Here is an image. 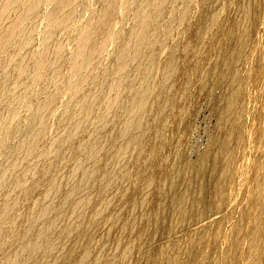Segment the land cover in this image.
Segmentation results:
<instances>
[{"label":"bare ground","instance_id":"1","mask_svg":"<svg viewBox=\"0 0 264 264\" xmlns=\"http://www.w3.org/2000/svg\"><path fill=\"white\" fill-rule=\"evenodd\" d=\"M36 1H38V0H36ZM39 1H40V4L42 6H43V4H45V3H42L45 0H42V1L39 0ZM50 1H52V0H50ZM57 1H61L60 2L61 6H62V2H65L64 6H63V7H65V5L67 4V1H68V3L69 2L74 3L77 0H73L74 2L71 0H63V1L62 0H56V2L53 1L54 2L53 8L56 7L55 3H57ZM78 1L75 3L79 4ZM93 1L90 0V4H91V2L93 5H96V6H97V4H99V8L97 11H95L96 10V8H95V10L92 9L93 11L90 12V13H93L96 15L95 16L93 15L95 17L94 19L92 17L93 20L90 17V15L92 16V14H90L88 16V19L90 18L92 20L90 22V19H89V22H90L89 25H87L88 21L86 22L87 24L85 22L83 24V28L85 27L84 25H87V27L85 29V35H84L85 38H82L83 39L82 44H81V41H79L80 38H79V40L77 39L78 44H76L77 42H75V45L77 47H78L79 43H80V45H82V47L79 45L80 46L79 49L81 51H79L80 53L78 54L77 61L75 59L76 64L74 61H72V59L70 60L71 63L74 62V65H76V68L79 71L83 70V72H85L86 75L84 73L82 74L84 76L83 81L85 79L84 84L89 82L94 76L96 77L97 75H100V73L104 74L102 69L99 70V71H102L100 73L99 72L96 73L93 70V68L95 67L94 69H96L98 65L97 64H96L97 66L92 65V63L94 64V62H91L93 59L90 58V56L93 57L94 54H100V51H98L99 53H94L93 50L96 51V50L103 49L105 51L106 48L104 49L103 46H102V48H100L101 47L100 44H102L103 38L105 36L103 38L99 37V36H101L100 34H98L99 28L101 27V25H104L105 23H107L109 21L112 22L111 16H112V18H114V17H113V14H110L111 11L114 12L113 10H116V8H117V10H116V15H117L118 7H119V9L121 7V4H119V6L117 5L115 7V9H113V7L116 5L114 3L115 0H97V2L99 1V3L96 2L95 4L93 3ZM125 1H122V3H124ZM131 1L129 3V0H128V4L130 6L127 4V2H126L127 6L124 3L123 9H124V7H128L126 9H130L132 4H133L132 2H134L135 5L133 4L134 6L132 7V8H134L133 9L134 11L132 10V8L130 9V11H133V13L135 15V19L133 18L130 20H133V22L134 21L137 22V25L134 26L136 24L134 22L135 24H132V26H131L129 24V22H127L129 24V26H131V28H133L132 31L131 30L128 31L131 28L128 29L127 28L128 26L125 27V30H126V28L128 29L127 34H126L128 36L123 34L124 33L123 31H125L124 27L122 28L123 31L118 28L123 33L121 31H119V32H121L123 35L128 37V40H127V38L124 39L125 36H124V38L122 37L124 40V43H122L123 40H122V42L119 41L118 43H120V46H118L119 45L118 43H115V41L117 42L119 40L118 34H117L119 32L118 31L116 33L114 32L115 34L113 37H116L118 40L116 38H115L116 40L112 39V40H114V41H112V44L114 45V43H115L118 45H116V47L112 46L113 47L112 49H114V48L117 49L119 47L117 49L118 53L115 56L114 54H116V53L115 52L113 53V51L116 49H114L112 51L113 54L111 53V49H107V50H110L111 56H108V54H107L108 51L107 52L105 51L106 52L105 54H107L106 57L108 56V57L112 58L115 56V61H114V58L113 59L109 58L108 59L109 62L113 61V63H110L111 65L109 64L108 60L106 61V58H105V61L107 63L104 61L106 67H108V65L111 67L110 68L108 67L109 68V69H107L108 71H105L106 67L104 66L105 67L104 68L105 74L100 75V77H99L100 80H98V81H97L98 77L96 78V81L98 82L96 87H94L95 85L93 86L94 88L92 87V84L95 83V80L92 79L93 80V83L91 81L92 84L90 82L88 83L89 85L91 84V86H89V85H87V86H89L90 88L91 87L93 88V90H91V89H89V87H87L89 90H91V93L89 92V90L86 89V85L84 86V84L82 83L81 77H83V76L82 75L77 76V77H80V79L79 78L76 79L78 81L77 86H81L82 88L85 87V89L82 91L87 90L88 94H86L87 92L85 91L86 92L85 95H89V94L90 95L86 99L85 97H83L85 95H83L82 91L80 90L81 91L80 92L79 89H78V92L75 91V92H77L76 95L79 96L78 94L81 93L83 96L80 94L82 97L79 96V98L80 99L83 98L84 100L86 99L87 103H85V101L83 99L81 101H79L78 97L75 95V92L73 91L74 90L73 88H71L72 89L71 93L73 92L74 97H77L78 100L76 98H74V99H76L74 101L72 98L73 95L71 93L70 94L68 93L69 94L68 96L70 97V99L75 102V103L73 102L74 104L84 101L82 103H85L84 104L85 106L83 107V105H81L83 108L81 106H78V107H81V108L77 109V113L75 112L76 115L78 114L77 115L78 117H76V115L74 114V117H73L74 119H72V120L77 119V121H75V122L73 121L75 125H72L70 127L71 129L70 130L68 129V132L67 131L65 132L68 134H64L62 132V131H64V126L66 124L65 125L63 124V126L58 125L59 127L60 126L63 127V128L60 127V128H62L61 129L62 131L60 133H63L64 136L67 135L66 139L63 138L64 136L59 137L60 138L59 142H62V140L65 139L64 146L61 143V147L63 146V148L66 149L65 145L68 142L66 140L72 139V137L75 135V133L80 132L79 131L80 128H82V126L87 124V122H89V123L93 122L89 119H92L94 117V115L92 117V114H94L93 110H94L95 106L97 104H101L100 102H97V101H99V97L101 99V96H99V95H103L104 93H107L108 90L105 92L104 89L111 82H113V84H115V82H117L119 80V77H117L118 80H116L117 79L116 77L114 78L115 82L113 81V79H110L113 76V73H114L113 71H115L114 70L115 67L117 68L119 66V68H121V67H123V63H124V67L122 68L123 71H121V72L126 73V76L124 74V77H122V78H126L128 76L127 73L132 69L131 68L132 66L134 67L135 70H136V67L138 64H139L138 65L139 67L141 66L140 62L142 60H136L137 58H133V57L134 56L137 57L135 55L136 51L138 53V54L136 53L137 55H139V53H142V55H145V53L147 54V51L149 50V48L146 51V49L142 45V43H144V45L146 43V45H147V46L145 45L146 47H148V45H152V43H154L156 46L155 38H154L155 36L152 35L154 33L153 30H155V31L157 30L161 34L162 31L167 29V31H166L167 33L163 32V33L167 34V36H168V37L166 36L167 38L164 36V34H163V36H162V34L160 36V34L156 31L159 34L158 35L156 33L160 37V38L158 37L159 40L163 39L162 42L166 41V43L164 42L166 45V48H163L166 50L163 53L160 50L159 55L157 53L158 56H155L156 54L154 55L153 50H151V49L149 50V53L151 54L150 51H152L153 54H152V56H150L148 54L147 58H148V56H150L152 58H154V57H156V58L154 60L151 58L152 60L150 61V57H149V63L152 62L151 64H149L151 67L147 66L148 63H147V61H145V63H147V64H145V66L150 67V68H148V70H147L146 69L147 67H146L145 70H147V71L146 72L142 71V73L145 72V73H143V75L141 72H140V74L138 71L135 72V73H137V74H135L136 76L142 75L140 77L138 76L137 77L138 79L134 76V73H133L134 69H132L133 71L131 70L134 78H136L137 80L133 81V79H131V78H133L132 76L130 77L131 71L128 73V74H130L129 75L130 79L129 78H127V79L135 82V83L131 82V83H133V85L131 84V87H129V88L126 87L127 89H125V87L120 83L127 82V80L124 81L125 80L124 79L122 81L121 80L122 78L120 77L121 79L119 81H122V82L119 83V81H118L117 83H119L121 85V87L122 86L124 87L123 91H121L122 93L117 89V87L118 88L120 87V86H118V84H117V87H115L116 86V84H115L113 86V88L108 86L109 89L110 88L114 89V87L116 88V90H113L115 92L114 94H116V91L118 90L120 92L119 94H122V95L118 96L116 99L117 94L115 96L112 94L115 97V102H114V99H112L113 104H112V102H110L111 100L109 101L107 99L108 97L107 98L105 97L104 99H107V101L106 100L105 101L106 102L109 101L111 103L110 106H108L104 102V106L105 107L108 106L106 109H105V107H101V108L99 107L100 110L102 108H104L103 110L99 111V108L97 105L98 111H96V110L95 111L100 112L101 115H100V113H98L99 115H96V118H97V116H100L101 118L100 117H99L100 119L98 118L99 122L97 121L96 122L97 124L95 122H93V125L95 126L94 130L93 129L88 130L89 126H87V125H90L89 123L84 126V127L87 126L86 128L89 131V133H88L86 131V129L84 128L85 131L87 132V135L91 134L90 136L88 135V137H89L88 139L84 138L86 140V142L84 140V143H83L81 135H80L81 141L77 140L78 135L75 136L77 142L80 141L84 144L83 145L84 147L82 145H81L82 146L81 148L79 147V150L82 149L80 152H78L79 150H77V152L79 154L76 152V150H75V152L72 153V154L77 153L79 156V159L75 156L77 154L72 156V158L69 156L71 154L69 149H71L72 147L74 148V146L77 147L76 145H73L76 141L73 142L72 140H69V141H72L71 144L73 146L71 148L67 143V148H68V146H69V148H68V150L65 151V153L69 151L68 152L69 155L67 154V157L68 158L70 157L69 160H67L64 156V150L65 149H62V148L60 149L63 151L62 157L63 156L64 157H63V159H61L60 157L59 158L61 160L66 159V162H67L66 165H68L70 159H71V161L74 159L73 157L77 158L78 163L75 162L76 160H73V162H75L77 164H74L75 165L74 167H72L71 164L68 165L71 168L69 169V167H68L67 170L65 169L66 168V166L64 165L65 163L63 164L65 168L63 167V165H60L59 171H61L62 167L64 168V170H66L65 172L61 171V174L59 172H55L56 170L53 171L55 167L53 168L52 166L55 165V163L53 165L50 164V165H52L50 167L53 168L52 169V175L54 174L53 172H55L56 175H57V173H59L58 174L59 176L57 178L55 176L56 179L53 177L55 180L53 181L52 184L50 183L51 186L49 188H48V186H46L48 189L46 187L38 188V190H41V193H43V189H44V195H42L40 192H37L36 190L34 191L37 193L36 194L37 196L40 195V197H43V198H38L37 196H36V198H35V196L31 197L29 192H27V190L29 189V188L27 189V187H30V190H31L30 193L33 192L32 189H37L34 187L36 184L35 182L38 181L37 177H36L38 175L35 172H34V174H31V175H36L35 176L36 181L34 182L35 183L34 185L31 183L30 186H27V187L23 186L24 184L26 185V183L23 182V180L25 178L23 180L21 179V181L23 182V185L22 184L21 185L24 187V189L25 188L27 189V190L25 189L26 192L23 191L24 190L23 187L20 186L21 181L20 180H19V182L16 181L15 184H17V182L19 183V184H17V188L19 186L22 187L23 190H21V191L24 192V194H23L24 197L27 194H29L31 201H32V198H35V199L38 198V199H42V200L40 202V200L34 199L35 201L33 200L31 203H33V206H34V203L36 205L34 207L31 206L32 204L29 205L30 208L32 207L31 212H30L31 213L30 214V220H28L29 223L26 221L27 226L29 225V228L27 230L26 229L27 226L25 225L26 228L23 226L24 227V228L22 227L23 231L26 229L27 232L22 233L23 235L25 233L24 238H22V236H20V238H21V240H23V242H19V245L16 246L17 248L14 247V248H16L15 250L11 247V242H10V245L7 244L11 249H13V253L10 252L11 249H9V251L6 250L7 252L3 253V254L6 255V254H8V252L11 254L6 255L7 257L5 259H3V261H1V260H2V257L4 255L3 256L0 255L1 256L0 257L1 258L0 264H192L193 263V255L199 249V245H198V243L200 242L199 240L203 239L206 235L205 228L201 227L200 225L206 219V214H207L206 213V207H207V205L213 211L216 212V211H220L223 208H225V206L227 204V197L230 194L229 191H231L230 186H231V182H232V175H231L232 172L231 171H232L233 161H234L236 152L238 151L239 147L241 146L242 132H243V128L245 125V119L247 116V110H246V105H245V92H244L245 83H242L240 81L238 74H239L240 70L246 64V60H247V57H248L249 52H250L251 44H253V41H254L257 33L262 28L261 26L264 25V24L262 25V18L264 17V0H178V2L180 1V4H179L180 7H178V5H177L178 4L176 2L177 0L176 1L172 0L173 5H175V3H176V5H177L176 9L177 10L171 5V3H169L171 1L168 0L169 1L168 3L171 5L170 7H173V9L176 10V13L172 8H170V9H172L171 12H173L172 13L173 16H175L174 19L172 16H171L172 18L169 16V15H171L170 14L171 12L168 15H163L164 20H166L165 18L167 16H169V18H167V20L169 19L168 20L169 23H170V19H171V22H172V20H173V22L171 23V25L168 26V28H165L162 31L158 29V28H160V26L157 29L156 28L152 29L153 25L151 26L149 24L152 22L151 20L156 19V21H157V19L159 18L158 21H159V25H160V17H162L161 15L164 14L162 11H165V10H163L165 7L162 6V3L169 5L168 3H166L167 0H133L132 2ZM45 2H48V0ZM79 2H84V0H82V1L80 0ZM0 3H1L0 4V43L4 44V42L6 41V44H7V41H8L7 38L3 42H2V40L5 38V36L7 37L6 33H8L10 31V29H12V31H13V28H15L14 26H16L14 24H16V23H18V21H20L19 19H18V21H15L16 20L15 19V20L11 21V24L9 22L8 26H6L7 25L6 23L8 22V20H10L12 18L13 14L14 15H15V13L17 14V12H18V15H19V12L20 13L23 12V14L25 13L24 15L27 14L23 18H27L28 16L33 14V12L36 13L35 11H37L36 14H38V13L40 14V11L38 12V10L33 9L34 6L37 5V3L39 5V2L34 3V0H1ZM75 3L73 6H75L76 8L78 6L80 9H78V8L77 9L80 12L78 10H76V11L71 10V13L78 11L77 14L74 13L75 14L74 17L75 16L77 17V15L81 16V12H82L81 10L84 9V7H83L84 4L87 5L88 3H86V0H85V3L81 4V5H83L82 7L80 5L76 6ZM58 5H59V2L57 3V6ZM93 5H92V7H94ZM42 6H41V8L43 9L44 6L43 7ZM70 6L71 5L67 6L68 9H65V10L66 11L69 10ZM88 6H89V4H88ZM36 7H38V6H36ZM58 7H57V9H58ZM63 7H61V8L63 9ZM85 7H87V6H85ZM89 7L91 8V6H89ZM35 9H39V7L35 8ZM42 9H41V11H42ZM44 9H47V8L44 7ZM57 9H56V11H53V9H51L52 12H51V10H49L50 14L51 13L54 14L55 12L58 13L59 9L58 10ZM123 9H121V10H123ZM165 9H168L166 11H169V8H165ZM73 10H75V9H73ZM87 10H85V11L88 12ZM121 10L118 13L121 14V12H123ZM31 11H32V13L30 14ZM62 11H64V10H62ZM94 11L97 13H95ZM126 11H128V10H126ZM166 11H165V13L167 14L168 12H166ZM28 12H29V15H28ZM60 12L61 11L59 10L58 14H60ZM67 12L63 13L61 16L58 15L59 16V22H56L57 24L55 23V20L56 19L58 20V18H57L58 16L54 15L53 17H56V19H55L52 17V14H51L50 17H51V19H53L55 24L51 23L52 28H50V27H48V28L53 30V29H55V28H53V25H58L59 23H62V25H65L67 23V22L64 23L65 19L68 17V16H66ZM86 12H82V15H84L83 13L86 14ZM128 12H127V14H128ZM44 13H45V11H44ZM48 13L49 12H47V14ZM42 14L43 13L41 12L40 17L42 16ZM68 14H70V13H68ZM24 15H22V16H24ZM70 15H73V14H70ZM116 15L114 13V16H116ZM130 15H131V17L129 16L127 19L132 18L131 13H130ZM31 16H30V18H31ZM33 16H34V14H33ZM33 16H32V20H33ZM45 16H43L41 18L45 19L46 18ZM109 16H110V18H109ZM120 16H123L121 22L122 21L124 22L123 18L126 19V16L124 17L123 14ZM37 17L38 16H36V19H37ZM69 17H71V16H69ZM74 17H72L73 22H74V19H77ZM120 18H119V21H120ZM21 19H22V17H21ZM36 19H35L36 22L33 21V22H35V24H34L35 29L32 26L33 24L31 25L32 28L29 27V25H28V27L30 29H32V30L34 29L33 32H35L37 30L36 28L41 29V28H39V26H41V25H39V26L37 25L39 22H37ZM47 19H48V16L45 20H43V21H45V25H47L46 23H49L47 21L50 18L48 20ZM51 19L49 20L50 22H51ZM70 19L67 18V20H70ZM81 19H83V17ZM117 19H115V22ZM163 19H161V21ZM22 20H24V19H22ZM29 20L32 21L31 19H29ZM72 20H70L68 22H71ZM41 21H42V19L40 20V22ZM126 21H128V20H126ZM149 21H150V23H149ZM168 21H166V23H163L165 27H167L166 24L168 23ZM24 22H26V21H24ZM27 22H28V20H27ZM81 22H82V20H81ZM115 22H113L112 24H114ZM19 23L17 24V26L19 25ZM74 23L76 25L77 21L75 20ZM147 23H149V24L147 25ZM154 23H155V21L152 24H154ZM229 23H230V25H229ZM27 24H26V27L24 25L25 28L21 27L22 28V30L20 29L21 31L17 29V28H19V26L18 27L16 26L17 32L20 31V33L18 32L17 34H22L25 31L27 32L26 36H25V33H23V35L26 37V39L25 38L23 39L20 37V41H21V39H23L21 42H23L25 40L27 42V40H31L29 38L34 37L33 35L35 33L37 35L39 34L36 31L34 34H33V32H31L33 34L32 36H31V33L29 35L28 32H30V31L29 30L27 31V29H28ZM68 24H66V26H69ZM73 24L71 25V27L74 26ZM123 24L124 25L118 24V27H120L119 25L126 26L125 22ZM21 25L22 24H20V26ZM62 25L60 24V26H61V27L59 26L60 29L62 28ZM78 25H79V23H78ZM146 25L151 26V28L147 27V30H146ZM161 25H162V23H161ZM48 26H50V23ZM66 26H64V28ZM114 26H116V25L114 24ZM154 26H158V25L156 24ZM56 28H57V26H56ZM83 28L81 27V29H83ZM105 28H106V24H105ZM105 28H104V26L102 27L103 30ZM113 28L117 29V26L112 27L111 29H113ZM163 28L164 27L162 26V29ZM16 29L14 31H16ZM24 29H26V30H24ZM57 29H55V30L57 31ZM109 29L110 28L108 27L107 30L109 31ZM148 29H150V30L152 29L153 32L150 33V31H148ZM83 30H80V32L83 33L82 32ZM61 31H63V30L58 29L57 33L61 32ZM64 32H65V29H64ZM112 32H113V30H112ZM128 32H131V33L128 34ZM12 33H11V35L13 37H11L8 33V35L11 39H13L15 37V35ZM104 33H106L105 30H104ZM48 34L49 33L45 34L46 36H43L42 34L41 35H42V37H46V38L48 37L49 38V36H47ZM28 35L30 37H28V39H27ZM37 35H36V37H38ZM51 35H53L52 36L53 38H55L57 36V34H54V33H51ZM106 35H107V33H106ZM115 35H117V36H115ZM119 35H121V34H119ZM123 35H121V36H123ZM150 35H152V36H150ZM40 36H39V39H40ZM58 36H59V34H58ZM110 36L112 38V35H110ZM258 36L259 35H257V37ZM81 37H82V34H81ZM107 37L108 36H106V38ZM163 37L166 38L167 40H164ZM15 38H17V36ZM15 38H14V40H16ZM46 38H44V39L41 38L40 41L42 44L40 42H38L41 44L40 46L44 45L45 42H42V39H43V41H45ZM98 38H102V39H99V41L101 40L100 41L101 43L99 42L100 44L96 45V46H100L99 47L100 49L99 48L97 49L95 47V44L98 43ZM49 39H51V42H53V41L55 42V40H56V39L52 40L51 37ZM72 39H73V37H72ZM109 39L107 40V42H109ZM66 40H67V38H66ZM125 40H127V42ZM159 40H157V41H159ZM161 40L159 42H161ZM20 41H17V43L18 42L20 43ZM33 41H34V39H33ZM35 41H36V39H35ZM35 41L33 44H35ZM37 41H38V39H37ZM104 41H106V40H104ZM104 41H103V44L105 43ZM47 42H50V40ZM71 42H69V43L71 44ZM9 43H11V40ZM9 43L7 44V47L9 46ZM14 43H13L12 47L14 45L16 46V43L15 44ZM60 43L63 44L64 42L63 43L59 42L58 46H56V47H59ZM121 43H122V45H121ZM21 44L20 45L18 44V46L21 47L26 43L23 42ZM33 44L30 45V48L32 46L31 49L36 51V48H38V47L40 48V46L36 47L35 45H34V47H36V48H33ZM45 44H47V43H45ZM50 44H52V43H50ZM50 44H49V46H50ZM61 44H60V47H61ZM254 44H255V42H254ZM53 45H55V44H53ZM108 45H110V44H108ZM140 45H142L144 48L142 49ZM160 45H161V43H160ZM18 46L16 48H18ZM62 46H64V45H62ZM76 46H75V48H76ZM161 46L164 47V45H161ZM2 47H3V45H0V48H2ZM42 47H44V46H42ZM56 47L54 46L53 50H55ZM73 47H74V45H72V49H73ZM107 47H109V46H107ZM152 47H153V45H152ZM16 48L14 47L12 49L15 50ZM28 48H29V46H28ZM49 48L51 49V47H49ZM61 48L64 49L65 47H61ZM69 48H70V45H69ZM69 48H67V49H69ZM138 48H139V50L141 48V50H143L145 53L143 54V51L140 52L138 50ZM159 48L157 50H159ZM19 49L20 48L13 51V53L15 52V54H14L15 56H16V54L19 53V52L17 53V50H19ZM21 49L19 51H21ZM46 49L47 48H45L44 50H46ZM23 50H24V48H23ZM26 50H27V47L24 50V52H26ZM53 50L51 49V51H50L52 53L48 52L49 56L51 57V55L53 54L54 55L53 57L59 58V56H55V54L57 55V52L54 51L55 52V54H54ZM56 50L59 51L61 49L56 48ZM77 50H78V48H77ZM77 50H75V51L77 52ZM103 50H101V51H103ZM255 50H256V48H255ZM46 51H48V49ZM64 51L62 50L63 53H64ZM70 51H72V50H70ZM75 51H73L72 54ZM104 51L102 53H104ZM0 52L2 53V54L0 53L1 55L5 54L4 49H3V51L1 49ZM22 52H21V54H22ZM27 52H28V50H27ZM62 52H61V54H62ZM66 52L67 51H65L66 55L71 53L70 52L67 54ZM157 52H159V51H157ZM7 53H8L7 56L11 55L10 54L11 52L9 53V51H7ZM21 54H20V56H22L21 58H24L23 55L25 53L22 55ZM27 54H26V58H27ZM58 54L60 55V57H62L64 55V54L61 55L59 52H58ZM74 54H77V53H74ZM30 55H31V53H30ZM41 55H43V54H41ZM66 55H64L65 58L67 57ZM153 55H154V57H153ZM3 56H5V55H3ZM74 56L76 57L77 55H74ZM9 57H11V56H9ZM14 57L13 58L11 57V58L12 59H15V58L21 59L20 57H17V56L15 58ZM98 57L99 58L101 57V59H102V60H100L101 63H100V61L97 60L99 65L100 64L103 65L104 62L102 64V61H103L102 57H105V55L104 56L98 55ZM141 57H143V56H141ZM6 58H5V60H7ZM11 58H10V61L12 60ZM28 58L30 59L31 57H28ZM43 58H44V56H43ZM65 58H63V60H62V58L58 59V60L59 61L61 60V63H64L62 61H64ZM71 58H73V56ZM2 59H4V58H2ZM49 59L50 58H48L47 61H49ZM55 59H57V58H55ZM90 59H91L90 63L93 66V68L91 66H89V67L92 68L91 71L95 72V75L92 76L91 79L87 75L91 74L92 72L89 70L90 73L87 74L86 71L88 72V70L84 71L85 69H87L86 65H90L89 64ZM132 59L136 60V61L134 60V62H139V63L137 65L136 64H134L132 66L130 65L131 67L129 68L128 66L131 63L130 61H132ZM141 59H143V58H141ZM145 59H146V57H145ZM5 60H3V61H5ZM8 60H9V58H8ZM66 60H68V57ZM146 60H148V59H146ZM7 61H6V67L5 68L9 69V67H7V66L10 65L9 64L10 61H8V65H7ZM15 61H13L14 64L16 63ZM22 61L24 62L23 59H22ZM27 61H26V63H28ZM53 61H54L53 64L55 66L57 61L54 60V58H53ZM59 61H58V64L60 63ZM0 62H1V60H0ZM32 62H34V61L32 60ZM50 62H47L48 63V69H50V66L52 65V63H50ZM67 62L68 61H66L65 63L68 64L69 62L68 63ZM128 62H129V64H128ZM26 63H24V64H26ZM49 63H50V66H49ZM71 63H70V66H71L70 68H72ZM142 63H144V59H143ZM4 64L3 65L1 64L2 68H4ZM16 64H20V63L17 61ZM32 64L34 65V63H32ZM32 64L30 63V65H29V67L31 66V70H32ZM40 64H41L40 66H43L42 63H40ZM66 64H65V67H66ZM106 64H108V65H106ZM35 65H37V64H35ZM74 65H73V69H74ZM11 66H12V64L10 65V67ZM17 66L18 65H16L15 67H17ZM25 66L27 67V64ZM54 66L52 65L51 67L53 68ZM62 66H64V64L61 65L60 67L58 65V67L64 71L65 67H63L64 69H62L61 68ZM100 66H98V67L100 68ZM142 66L145 67L144 64ZM21 67H17V69L21 68ZM56 67H54V70ZM58 67L56 68V70H58ZM37 68H38L37 71H39V68H41V67H37ZM44 68L45 67H42L41 70H43ZM101 68H103V67H101ZM15 69L16 68H14V71H15ZM26 69H28V68H25L24 70L26 71ZM73 69H70V73L72 70L73 73H71V74L74 75V70H76V69H74V70ZM117 69H116V71H117ZM6 70H4V71H6ZM11 70L13 71V69H11ZM21 70H22V68H21ZM35 70H36V67H35ZM50 70L52 71V69H50ZM78 70H76V71H78ZM119 70H121V69H119ZM119 70H118V72H119ZM2 71H1V73L3 74L4 71L3 72ZM18 71H19V76L24 77L22 75L23 71L20 72V69ZM28 71L30 73V70H28ZM28 71L26 73H28ZM55 71H54V74L56 73ZM60 71L58 70L57 73ZM76 71H75V74L77 73ZM15 72L17 75L18 72L17 71H15ZM34 72H33V74L30 73V76L28 74L27 77L28 76L31 77L32 75L34 76V74H35ZM118 72H117V74H114V75L119 76L121 74V72L120 73H118ZM51 73H53V72L48 73V76H50V77H47V75H45V73H44V75L46 76L45 77L46 79H43V80L46 81L48 79H52ZM65 73H67V71ZM81 73H82V71H81ZM2 74L0 75V77H2ZM40 74H43V71ZM79 74H80V72L77 73L76 75H79ZM6 75L7 74H3V76L5 77L4 81H7V80H5L6 77L11 79L9 75L12 76L13 72H10L9 75H7V76ZM44 75L43 76L41 75L42 78L44 77ZM55 75H57V74H55ZM91 75H93V74H91ZM13 76H15V75H13ZM52 76H53V74H52ZM65 76H68V75H64V80H65ZM69 76L71 77L70 74H69ZM101 76H102V78H101ZM22 77H20V78H22ZM27 77H25L26 83H27V84L24 83L25 85H28V82H34L35 83V80H36L35 78L33 79L31 77V78H29V80L33 79V81H27L28 80ZM70 77H68V79ZM95 77H94V79H95ZM15 78H18V76H16ZM42 78L39 76V79H42ZM59 78H58V75H57V77L54 76V79H56L57 81L62 79V77H60V75H59ZM14 79H12V80H14ZM24 79H22V80L25 81ZM87 79H89V81L86 82ZM18 80H19V82L22 81V80L20 81V79H18ZM18 80H17V83L15 81H11V80L10 81L14 82V84L12 83L13 85H15V83H16L15 86L17 87V85L21 84V83L20 84L18 83ZM56 80H54L55 84L53 86H55L58 83ZM69 80H71V79H69ZM74 80H75V78H74ZM79 80H81L80 82L83 84V86L81 83H80L81 85H79ZM23 81H22V84H23ZM37 81L39 82L41 80H38V78H37ZM45 81H44V83H45ZM48 81H49V84H47V85L54 83L53 79H52L53 82L52 81L50 82V80H48ZM48 81L46 83H48ZM61 81H63V79ZM61 81H60V85H61L60 89L63 86L62 85L63 83L61 84ZM211 81L219 82L225 90L224 105L221 106V108L223 107L222 111L220 110L221 114L219 113L220 117H221V120H219V121H221L222 125L220 126L221 128H218L219 132L217 131L218 133L216 132V135L213 137L212 145L209 146L208 149L203 151V153L200 154L196 160L189 161V158L187 160V157H186L187 151L185 152V149L183 148V146L180 143V137L182 135H185V134L187 135V133H190V128L192 127L191 122L193 121L192 118H193V115L195 112V107H196L195 99L197 100L198 95L200 96V92L203 89H206L205 88L206 85L208 83H210ZM0 82L2 83V81H0ZM67 82H69V81H67ZM72 82H73V78H72V81L68 83V85L70 84L71 87H75L74 85H76V84H74ZM262 82L263 81H261V83ZM9 83H10L9 81L5 82L4 85L5 84L8 85ZM37 83H35V84H37ZM39 83H40V85H43V83L42 84H41V82H39ZM129 83H128V85H129ZM31 84L32 83H30V85ZM58 84H57V86H58ZM64 84H65V82H64ZM4 85L2 87L3 88L5 87L6 89L4 88L3 92L0 91V92H2L0 94L1 106H4V101H7V97L9 96L10 92L14 91L15 89L20 88L19 86L17 88H14V86L12 85L14 90L11 89L12 91L10 90V92H9L8 87L11 85V83L7 87ZM23 85H20L22 89H23ZM68 85L66 86V88L68 87ZM0 86H1V84H0ZM33 86L32 85L30 86V89H29L30 92H31V87H33ZM77 86H76V88H78ZM110 86H111V84H110ZM25 87H24V89H26ZM44 87L45 86L42 87L43 91L45 89ZM108 87H107V89H108ZM9 88H11V86ZM50 88H51V85H50ZM58 88H55V87L51 88L53 90L52 91L50 89L48 90L46 87L45 93L44 92L42 93V91L37 93L39 90V85H38V90H37L36 94L41 95L40 93H42L44 95L47 92L46 90H48V91H51V93L52 92L53 93L52 94L48 93V92L47 93L53 95L55 90H57L59 92ZM216 88H218V87H216ZM24 89L22 90V92L25 91ZM34 89H35V86L32 89L33 90L32 93L36 91ZM67 89H66V93L68 91ZM99 89H101V91L104 90L103 91L104 93L103 92L98 93ZM40 90H42V89H40ZM124 90L126 92H124ZM17 91H19V90H15V93H16V94L14 93L15 97L12 94L13 92L10 93L13 95V98H12V95L10 97L13 99L14 102L17 101L16 95L19 94V93L17 94ZM57 91H55L56 92L55 94H57V95H59L62 92H63V94L65 93V89L62 90L59 94ZM22 92H21V94L24 93V92L23 93ZM30 92H29V95L25 96V98L31 97ZM110 92H112V90H109L108 93H110ZM97 93H98V95H97ZM21 94L18 95V96H20V98H21ZM107 94H105L103 96H107ZM33 95L32 96L34 98L35 93ZM38 95L35 97V99H37V97H39ZM43 95H42V97H43ZM46 95H44V96H46ZM51 95H49V97H48V99L50 101L47 100L46 98H44V99H46L44 101L42 97L41 98L39 97L40 99L38 98V100H41V99L43 100L42 104H41V102H38L37 100L34 101V100L29 98L33 102L37 101L38 104L40 103L41 105H39V107H38L37 102H36V105H33V106L31 105V107L36 106L38 108H36L37 110L33 112V113H35L33 115L34 117L33 116L31 117V115L28 114V117H30L32 119H31V122H28V121H27L28 123L25 122L28 125L30 124V127L26 126L27 128L29 127L27 131H25L26 127L22 123L21 124L25 127V129L23 130L22 128H24V127L22 126V128H21L22 131L20 132L19 127H18V126H21V124L19 125L20 121L24 122L25 118L23 120H17V121H19V123L12 120L13 121L12 123L15 122L14 124H16V123L18 124V126L12 124L13 126H15V128L18 127V129L16 130V134L14 132H13V134H15V136H16L17 131H19L21 134L23 131H25V133H23L21 136V135H19V132H18L17 137L21 136V138L19 137V140L15 136H14L15 138L13 137L14 139L12 138V141L13 140H15V141L18 140V141L17 142L14 141V146L13 145L11 146L12 148L13 147L14 148L11 149V151L12 150L13 151L10 153V149H8V148H9V145H11L10 143L12 141L9 142L10 141L9 139H11V136H13V135H11L12 131L9 132L10 134L8 133V131L6 132L7 134H9L11 136H8L6 134V136L9 137L8 142H7V144L9 143V145H8V148H5V150L6 149H8V150L6 152H4L5 151L4 150L3 152L5 154H7L9 152L10 155L8 154L9 155V157L7 156L8 159H4L3 157H5L4 156L5 154L2 151L0 152V154L1 153L4 154L3 157L1 156L0 161L2 160V158L4 161H6L5 162L6 165L4 166V169L2 167V165L4 163L3 160L0 162L2 164V165L0 164L1 168L3 169L0 173V176H1L2 172L4 174L10 173V170L12 172V169H13V174H14L15 170H16V169L14 170V168L18 167L17 162L18 163L20 162L19 159L22 158L21 156L24 153H25L24 155H26V151L29 148H30V150L33 149V148H31V146L37 141L40 133L41 132L42 133L44 132L45 134H46V132L48 133V131H46L45 125H47L49 120H50V122L53 121V119H49L48 122L46 123V121L48 119V115H49L48 112L50 111L49 106H51L50 102L53 98V100L55 102L57 101L58 106L60 104L58 101L60 98L56 95L58 97V100H57V98L55 96L52 97ZM50 96L52 98H50ZM68 96L66 94V96H64L63 98L67 97L65 99L68 100L69 99ZM113 96L112 97L110 96V98H113ZM253 96H254V93H253ZM60 97H61V95H60ZM221 98L222 97H220V99ZM12 99H11V102H13ZM21 99L19 100V102L21 101ZM29 99H27L26 102L30 101ZM102 99H103V97H102ZM104 99H103V101H104ZM23 100H25V99H23ZM23 100H22V102H23ZM53 100H52V103L54 102ZM32 101L29 103L32 104ZM63 101H65V100H63ZM68 101H67V103H62V104L67 105L70 102V101L69 102ZM11 102L9 103V106L13 105L12 106L13 108L16 107L17 104H19L18 101L16 102V105L11 104ZM96 102H97V104H96ZM7 103H8V101H7ZM23 103H25V101ZM29 103L27 105H29V107H30ZM20 105H19V108H20ZM69 105H67V108H71V107H69ZM77 105H75V106L73 104L70 105V106H72V108H74L73 111H76ZM1 106H0V108H1ZM53 106H55V104ZM58 106L52 107V110H53V108L56 109V111L54 110L56 113L52 112V111H50V112H52V114H54V113L57 114V112H60V111H57ZM61 107H62V105L60 104V109H61ZM257 107H258V104H257ZM2 108H5L4 110H6V104H5V107H2ZM7 108H10V107L7 106ZM62 108L65 109V106ZM14 109H12L13 114L15 113ZM29 109H31V108H29ZM33 109L35 110V108H33ZM33 109H32V111H33ZM70 110L72 112V109H70ZM70 110L68 109V112ZM102 111H103V113H102ZM0 112H1V110H0ZM6 112H7V110H6ZM17 112H18V110H17ZM29 112H30V110H29ZM64 112L66 113L67 110L65 109ZM64 112L61 114L62 115L61 119L63 118V116L65 118L66 117L65 115H68V114H65ZM71 112H70V114H71ZM10 113L11 112H9V114ZM0 114H1V116L5 117L4 120L6 121V116H8L9 114L8 115H4V113L3 114L0 113ZM30 114H31V112H30ZM63 114H65V115H63ZM14 115H12V113H11L10 116H14ZM59 115H60V113H59ZM50 116L52 118H54V116H52L51 113H50ZM50 116H49V118H50ZM58 116H57V118L59 119L60 116L59 117ZM17 117H19V116L17 115ZM68 117H70V115H68L67 118ZM1 118L3 119V117H1ZM10 118L17 119L14 117H9V119ZM67 118H65V120ZM70 118H68V119L70 120ZM7 119H8V117H7ZM27 119L29 120V118H26V120ZM56 119H54V121ZM61 119L59 120V123L57 120V124H60L61 122L64 123L65 120L62 119L63 120L62 121ZM4 120H3V122H4ZM256 121H257V119H256ZM0 122H2V121H0ZM3 122H2V124H3ZM70 122H72V121H70ZM65 123H67V120ZM5 124H7L6 128L9 127L8 126L9 121H8V123H4V125ZM50 124L48 123V125H50ZM52 124L54 125V122ZM57 124H55L54 126H57ZM48 125H47V128L49 127ZM69 125H71V123ZM93 125L92 126L90 125V126L93 128ZM59 127H57L58 129H56V130L53 128L54 131L52 132V130H51L49 132H52V134H53L56 131V133H57L58 132L57 130L60 129ZM218 127H219V125H218ZM12 128H10V129H12ZM15 128H14V130H15ZM44 128H45L46 132L43 131ZM66 128H68V127L65 126V130H66ZM245 128H247V126H245ZM0 130H2V128H0ZM48 130H49V128H48ZM191 130H192V128H191ZM86 132H85V135H86ZM44 133H43L44 136L41 135V139H43V140L45 138ZM81 133L82 132H80V134ZM0 134H1V132H0ZM3 134L1 136H3ZM58 134H59V132L57 133V135ZM63 134H61V135H63ZM82 135H83V133H82ZM52 136L54 139L56 138L55 140H57L58 136H60V135L56 136L54 133V135H52ZM54 136H56V137H54ZM248 137H249V135H248ZM48 138L51 139L52 137L48 136ZM53 138L51 140H54ZM61 138H62V140H61ZM86 138H87V136H86ZM78 139H79V136H78ZM0 140H2V139H0ZM38 140L40 141V139H38ZM47 140L49 141V139H47ZM51 140H50V142H51ZM48 141H46V143ZM50 142L48 143L49 146L48 145L42 146V147L45 146L44 150L46 149V147L49 148L51 146ZM52 142H54V141H52ZM36 143L32 147L37 146ZM42 143H45V142L43 141ZM82 143H78V144H82ZM54 144H55V142L53 143V145L49 149H52V147H53V150H55L54 147L55 146L58 147L57 146L58 144L57 145H54ZM5 145H6V143H5ZM5 147H7V146H5ZM42 147L40 146L41 150H43ZM59 147H60V144H59ZM36 148H38V149H36ZM40 148H39V146H37L34 148V150L35 149L39 150ZM3 149H4V147H3ZM58 149L56 148V150H58ZM75 149H77V148H75ZM248 149H249V146H248ZM252 149H251V151H252ZM30 150L28 151L29 153L31 152ZM41 150H39V151H41ZM53 150H51V151H53ZM33 151H32V153H33ZM46 151L48 152V149ZM51 151H49V153ZM62 151H60V153ZM38 152L35 151V154ZM49 153L47 155H44V156L52 157L51 155H53L54 157L57 158V156L54 155V151H53V153H50V154ZM58 153H59V150H58ZM35 154L34 153H33V155L31 154V156H34ZM40 155L42 157L43 152L42 153L40 152ZM26 156H27V158L29 157L28 155H26ZM39 156L36 159H38ZM54 157H52V158H54ZM247 157H249V155ZM33 158L31 161L35 160V159L33 160ZM45 158L42 157V159H41L42 163L41 162H39V163L45 164V162H43V161H45V160H43ZM56 158H55V161L59 160L58 158L57 159ZM25 159H23V160H25ZM29 159H31V158L29 157ZM29 159H28V162H29ZM46 159H48V158H46ZM50 159H48V161L46 160V162L50 163ZM247 159H249V158H246V160ZM23 160H22V163H24L23 165H27V168L28 167L31 168L32 165L29 166L28 163H25ZM38 160H36V162ZM246 160H244V161H246ZM25 161H27V159ZM59 162H60V160H59ZM22 163L20 165H22ZM32 163L34 165V162H32ZM237 163H238V161H237ZM247 163H248V160H247L246 164ZM37 164H38V162H37ZM40 164H39V167H42V166H40ZM59 164L56 163L57 168H59L58 167ZM20 165L18 168L19 170L17 169L18 170L17 172L18 173L20 172L19 175H21V169H22V168L20 169ZM241 165H242V163H241ZM258 165H259V163H258ZM37 166L38 165H35V167H37ZM46 166H48V164L44 165L43 169L46 168ZM23 168H24V166H23ZM33 168H34V166H33ZM25 169H26V166H25ZM43 169L40 171L42 172ZM241 169H242V166H241ZM26 170H27L26 172L28 173L29 170L28 169H26ZM35 170H36V168H35ZM46 170H49V169H46ZM44 172H45L44 175H46L44 177H46V178L48 175H51L49 172L47 174L45 169H44ZM240 173H241V171H240ZM10 174L12 176V173H10ZM29 174H30V172L28 173V175L27 174L24 175L23 171H22V175L24 177L26 176V178H27V176H29ZM38 174L41 177L42 174L41 175H40V173H38ZM52 175H51V177H52ZM254 175H256V174H254ZM2 176H3V174H2ZM6 177L7 176H5L4 178H6ZM15 177H16V175H15ZM32 177L30 176L29 178H32ZM51 177H49L48 180ZM4 178L0 177V183H1V180L3 181L2 184L4 183V181L7 182V179H4ZM20 178H21V176H20ZM53 178L51 179V182H52ZM242 178H244L243 175H242ZM11 179H12V177H11ZM240 179H241V177H240ZM15 180H17V178H15ZM15 180H13V181L15 182ZM25 180L27 181V185H28V181L30 179L29 180L25 179ZM33 180L34 179H32V181ZM9 181H10V178L8 179V182ZM40 181H42V180H40ZM46 181H47V179H46ZM46 181H45V183H46V185H48L47 182H49V181H47V182ZM237 181L239 182L238 179H237ZM10 182H12V180ZM29 182H31V181H29ZM39 183L41 184V182H39ZM42 184H43V182H42ZM42 184H41V186H45ZM254 184H255V191L262 190L264 192V179L261 181H258L257 179H255ZM239 185H238V187H239ZM2 186H4L6 188L9 185L3 184ZM2 186H0V187L2 188ZM11 186H12V188H13V186L15 188L14 183H13V185L11 184ZM31 187H33V188L31 189ZM37 187H39V186H37ZM232 187H233V184H232ZM234 187H235V185H234ZM1 188H0V191L2 193H3V191L4 192L6 191V190H2L4 188H2V189ZM12 188L10 190L11 193L12 192L14 193L15 190L17 192L19 189V188L18 189L13 188L14 191H12L13 190ZM45 189H46V191H45ZM207 190L209 191L208 195L206 193ZM19 191H20V189H19ZM21 191H20V193H21ZM10 192L8 189V191H6L5 193H6V195L7 194L9 195ZM2 193H0V194H2ZM22 193H21V196L19 197V195H20L19 194L16 199H18V198L20 199L22 197ZM25 193H26V195H25ZM38 193H40V194L38 195ZM15 194L17 195V193H15ZM33 195H35V193ZM10 196L11 195H9L7 197L4 196L5 200L7 201L8 200L7 198H9ZM238 196H239V194H238ZM12 197L15 198L16 196H13V194H12ZM1 199L3 200V198L0 197V201H1ZM16 199H14V201ZM207 199H208V202H207ZM10 200H9V202L7 201L9 203V204L6 203L7 206L11 205ZM30 200H28V201L24 200V203H23L24 205L23 206L21 204L20 205L22 207H25V205L28 207L27 202L29 203ZM12 201H13V199H12ZM16 201L17 202H13L12 204L13 205H14V203H15V205L17 204V207L15 206V208L18 209V207H19L18 202L20 203V201H22V200L20 199V200H16ZM36 201H38V204ZM236 201L237 200H235V202ZM1 202H3V201H1ZM1 202H0V204H1ZM229 204H230V201H229ZM238 205H239V203H238ZM254 205H255L254 198L253 197L248 198V200H246L243 208L240 209V206H238L240 210H238V212H237L236 219L229 220L226 218H223V219L221 218V219L214 222L216 225L215 234L217 237H219V238L223 237V227H226V226H229L230 233L228 235H225L226 236V239H224L225 242L221 243V245L219 246L217 251H215V255L213 254L214 257H213L212 261H210L208 263H203V264H242L241 263V255L242 254L240 253L242 241L239 242L240 237H238V235H235V234L244 230V227L246 226V223L248 220L247 218L249 217L250 213L253 210H255ZM3 206H5V205H3ZM0 207H2V204L0 205ZM22 207H20L19 209L23 210ZM6 208H9V206ZM11 208H13L12 205L9 209H11ZM25 208H24V210H25ZM13 209H11L9 211H12ZM17 209H15L13 211H16ZM28 209L26 211H28ZM21 210H20V212H21ZM3 211H5L4 213L6 214L8 209H5ZM3 211L0 210V212H3ZM26 211L25 212L22 211L23 215H24V213H26L27 215L29 214ZM26 214H25V217H26V219H28L29 215L26 216ZM2 215H0V219H1ZM23 215L20 214V217H18L16 215V218L18 217V219H16V220H19V218H21V221L24 222V223L20 222L21 225L26 224L25 221H23V218H25ZM4 216L7 217L8 215L7 216L4 215ZM21 216H23V217H21ZM10 217H11V215L8 218L10 219ZM209 217H210V215H209ZM9 219H7L6 221H9ZM210 219H211V217H210ZM212 219H213V215H212ZM1 220L2 221H0V222L2 224L4 221L3 217ZM203 223H206V222H203ZM17 225H20V224H17ZM188 226H197V227H192L193 229L190 228L189 230L192 229L191 231H193V232L184 235L180 240L174 239L175 237L173 239L172 238L169 239L171 237V235H173L174 233H176L178 231H181V230L187 228ZM12 227L13 226H11V229H12ZM15 227H16V224H15ZM3 228H1L2 231H4ZM7 228H9V227H7ZM7 228L6 229L4 228L5 231H7ZM19 228H20V226L18 227V230H19ZM11 229L9 228L8 231L9 232L12 231ZM16 229H17V227H16ZM260 230H264V220H262L259 217H256L255 220H253L251 228H250V231L252 233V242H250V249H252L254 246L259 244L258 242H256V240L258 238V232H260ZM13 232H15V229ZM1 234H2V232L0 233V236H2ZM8 234L9 233H7V238H10V237H8ZM10 234H12V233H10ZM15 234H16V232H15ZM18 234H21V233L19 232ZM18 234L16 236L17 239L19 238ZM3 236L5 237L6 234L4 233ZM3 236H2V238H4ZM12 236L13 235H11V237ZM16 237H14L15 242H14V240L12 242V245H14V246L16 244H18V243H16V242H18V240L16 241ZM7 238L5 237L6 241H7ZM12 238H10V239H12ZM0 241L2 242V240H0ZM6 241L3 240V242H6ZM14 243H16V244H14ZM20 243H21V245H20ZM205 244H207V243H205ZM181 246L184 247L183 252H180L179 247H181ZM4 247H5V245H3L1 243L0 248L3 249ZM9 247H7V248H9ZM0 251H1V249H0ZM203 252H202V254H203ZM250 254H251V251H250ZM249 259H248V261H249ZM246 262H245V264H246ZM247 263L248 264H257L258 262H250V263L247 262Z\"/></svg>","mask_w":264,"mask_h":264},{"label":"rangeland","instance_id":"2","mask_svg":"<svg viewBox=\"0 0 264 264\" xmlns=\"http://www.w3.org/2000/svg\"><path fill=\"white\" fill-rule=\"evenodd\" d=\"M0 1H1V0H0ZM41 1H42V0H41ZM45 1H47V0H45ZM45 1H43L42 3H45V4H43V6L46 7L47 9H44V7L40 4V1H39V0H38V1L34 0V3L39 2V5H38V3H37V5H35L33 9H34V10H38V12L40 11V14H39V13H38L39 15L36 14L37 11H35L36 13L33 12V14H34V16H33V14H31V13H32V11H31L30 14L33 16V20H32V16H31V15H30L31 18H30V16H28L27 18H23V17H25L27 14L24 15L25 13L23 14V12H21V13L19 12V15L21 14L20 16L22 17V19H24V20H22L21 17L18 15V12H17V14H16V13H15V15L13 14V16H12V18H11L12 20H11V19L8 20V22L6 23V24H7L6 26H8L9 22H10V24H11V21H13V20H15V19H16L15 21H18V19H19V20H20V21H18V23L20 22L19 25H18L19 28H17V27H18V26H17L18 23H16V24H14V25H16L17 27L13 25V26L15 27V28H13V31H14L16 28H17L18 30H20V29L22 30L21 27H24V25H25V27H26V24L29 22V23L27 24V28H28V29H27V28H26V29H27V31H28V30L30 31V32H28L29 35H30V33L33 32L34 29H35V25H34L35 22H36L35 19H36V16H38L36 20H37V22H39V23H38L37 25H38V26L41 25V26H39V28H41L42 30L36 28V29H37V30H36L37 33H39L40 35L42 34L43 36H46L45 34L49 33L47 36H49V38L51 37L52 40H55V39H56L58 42H57L56 40H55V42H54V41L51 42V39H49L48 37H47V38H46V37H42V35L40 36L39 34L37 35V34L35 33V32H36V31H35V32H33V34L35 33L34 35L31 33V36L33 35L35 38H34V37H30V36L28 35V36H27V39H28V37H30L29 39H31V40H27V42H26V40L23 41V42L26 43V44H24L23 46L20 47V46H18V44L20 45L21 43H23V42H21V41H22L24 38L26 39L25 36H26V33H27V32H26V31H25V32L22 31L23 33H25V36H24L23 33H22V34H17L18 32L20 33L21 30L17 32V29H16V31L13 32L12 29H10V31L8 32L9 35H10L11 37H13V36L11 35V33L13 32L12 34H14L15 37L17 36L18 39L15 38V37H14V38H15L16 40H14V38L11 39V38L9 37L8 33H6V34H7V37L5 36V38L2 40V42L7 38V40H8V41H7V44L10 42V40H11V43H9V46H8V47H7L6 41L4 42V44H1V43H0V45H3V47H4V48H3V47L0 48V51H1V49H2V51H3V49H4L5 54H3V55H5V56L7 57V58H6L5 56L1 55L2 53L0 52V53H1V54H0V60H1L0 65H1V64L3 65V64L5 63V64H4V68L6 67V61L8 60V58H9L8 61H10V58H11V57L13 58V57L15 56V55H14L15 52L13 53V51H15V50L18 49V48H20V49L22 48L21 51H19L20 49L17 50V53H18V52H19V53L16 54V56H17V57H20V58L22 57V56H20L21 52L23 51L22 54L25 53V54L23 55L25 59H24V58H21V59L17 58V59H18V60H17V59L15 58L16 56L14 57L15 59H12V58H11L12 60L9 62L10 65L12 64L11 67H10V65H8V61H7V65H8L7 67H9V69H7V68L4 69V68H2V65L0 66V68H1L2 70H3V69H4V70L7 69V70H6L7 72L4 71V70H3V71H4V72H3V71L0 69V73H1V71H2L3 74H7V75H9L10 72H13V75H15V76H13V75H12V76H13L14 78H15L16 76H18V78H15V79H14L11 75H9L11 79H9V78L6 77L5 80H7V81H4V78H5L4 76H5V75L3 76V74L1 73L3 78L0 77V78H1L0 81H2V83L0 82V84H1L0 88L4 85L5 82H8V81L11 83V85H10L11 88H9L10 86L8 87L9 92H10L11 89L14 90V88H17L18 86L21 88L20 85H23L24 83L27 84V83H26V78H25V77H27L28 74H29V76H30V73L33 74L34 71H35V72H34L35 74H34V76L32 75L31 77H32L33 79H34V78L36 79V80H35V83L38 82V81H37V78H38V80H41V81H39V82H41V84L43 83V85H40L39 82H38L39 84L37 83V84L39 85V90H38V85L35 84L34 82H28V85H25V84L23 85V89H24V87L26 86V87H25L26 89H24L26 92L23 91L24 93L22 92V90H23L22 88H21L22 90H21L20 88L15 89V90H19V91L21 90L20 92L17 91V94H18V93L21 94V92L24 94V95L21 94V98H22V99L20 98V96H18L19 94L16 95V96L19 98V99H18V98L16 97V100H17L18 103H19V104H17V105H16V102H17V101L14 102L13 99H12V98H13V95H14V93H15V90H14V91L11 90L13 93L10 92V93H12L13 95L9 93V96L7 97V101H8V103H7V101H4V106H1V104H0V106H1V108H0L1 112H0V113H2V114L4 113V115H8L9 112H11L12 115H14V114L16 113L14 116H10L11 113H10L8 116H6V121H7V122L4 120L5 117H4V116H1V114H0V116L3 117V119L0 117V118L2 119V120L0 119V121L3 122V120H4L3 124H2V122H0V125H1L0 128H2V130H0V132H1V134H0V139H2V140H0V152H1V151L3 152V151L5 150V148H8L9 143L7 144V142H8V138H9V137L6 136V134H7L6 132H7V131H8V133H9L10 131H12V132H11V133H12L11 135H13V136L9 135L10 133L7 134L8 136H11V139H9V140H10L9 142H11V141H12V138H13V137L15 136V134H16V130L18 129V127H19L20 132L22 131V129L24 130L26 126H29V127H30V124H29V125L26 124V123H28V122H31V119H32V118L28 117V114L31 115V117H32V116L35 114V113H33V112L36 111V110H37L36 108H38L39 105L42 104L43 100H44V101H45L46 99L49 100V99H48L49 95H51V94L53 93V92L51 93V91H48L49 89L52 90L51 88H54V87H55V88H58V87H59V88H58L59 92H58L57 90L54 89L55 91L58 92V94H59L62 90L65 89V93H64V94H63V92H62V93H60L59 95H57V94H55L56 92L54 91V94L51 95V96H52V97L55 96V97L57 98V100H58V97H59V98H60V99L58 100L59 103L62 105V107L65 106V109L67 110V112H68V109H69V110L72 109V112H71V110H70L68 113H67V112L65 113V112H64L65 109H63L62 107H61V109H60V104H59V106H58V105H57V104H58L57 101L55 102V101L53 100V98L50 96V98H52V100H53L54 102L52 103V100H51V102H50L51 106H49V108H50L49 110L52 111V112H55L56 109L53 108V110H52V107L58 106V107H57V111H60V112H57V114H55V113H56V112H55V113H54V114L56 115V116H55L54 114H52V112L49 111V112L51 113V115L54 116V118H52V117L50 116V113L48 112L49 115H48V119H47L46 123L48 122L49 119H53V121L50 122V120H49L48 123H49V124L51 123L50 125H48V123H47V125L49 126V127H48L49 130H48V128H47V125H45L46 131H48V133L45 131V128H44V130H43V131H45L46 134H47V135H46V134L43 132V133L45 134V138H46V139H45L44 137H43L44 140L41 139V135H43V133L41 132L40 135H39L40 138L38 137V139H40V141H39L38 139H37L38 142L36 141L38 144H39L40 142H41V143H40L39 145H38L36 142H35V143H36L37 146H39V148H40V146L42 147L43 145L46 146V145H48V143L50 142V140L53 138L52 135H54V133H55L56 136L60 135V136H58V138H57L58 141L55 140L56 138H55V139L53 138L54 140H51V142L54 141V142H55L54 145H57V144H58V145H57L58 147L55 146V147H54L55 150H53V147H52V149H49V148H51V146H52L53 143H54V142H52V143L50 142L51 146H50L49 148L46 147V149L44 150V148H45V146H44V147H42V149H43L44 151L41 150V148L39 149V150H41V151H39V150H36V149H38V148H36V149L34 150V148L37 147V146L32 147L33 145H35V143H34V144L31 146V148H33V149L30 150V148H29V149L26 151V155H28L31 159H29V157L27 158V156L24 155L25 153L21 156V157H22V158H21L22 160L25 159V158L27 159V161H25L26 159L23 160V161H24L25 163H28L29 166L32 165V166H31L32 169H31L30 167L27 168V165H23L24 163H22V160L19 159L20 162H19V163L17 162V164H18L17 166H18V167H17V168H14V170L16 169V170H15V173H16V174H15V173L13 174V169H12V172H11V170H10V173H12V176H11L10 173H7V174L5 173V174H6V175H5L3 172H2V174H3L4 177H5V176H7V177L9 176V177H8V178H7V177L4 178V177L2 176V174H1V176H0L1 178L7 179V182H8V179L10 178V181L12 180V182H13L14 185H15V188H17V184H19V183H18L19 180L21 181V179L23 180L24 178H25V179H28V180L30 179L29 181H31V182L28 181V185H27V181L24 179L23 182H25L26 185H25V184L23 185V182L21 181L20 186L23 185V186H26V187H27V186H30L31 183H32L33 185L36 183L34 187L37 188V189H32L33 187H31V189H32V191H33V192H31L32 194L30 193V191H31V190H30V187H27V189L29 188L28 190L25 188V189L27 190V192H29V194L31 195V197H32V196H33V197L35 196V198H36V196H37V195H36L37 193L34 192L35 190H36L37 192H40V193H41V190H38V188H42V187L44 188V187H46V186H48V188H49V187L51 186V184L53 183V181L59 176L58 174H59V173L61 174V171H64V172H65V171L68 169V167H69V169L71 168V167L68 166V165L71 164V166L74 167V166H75L74 164H77V163H78V161H77V158L79 159V156H78L79 153H78V152H80V151L82 150V149L79 150V147L81 148V147L84 145V144H83V143H84V140L89 138V137H88L89 134L87 135V132L89 133L88 130H89V129H93V130H94L95 126L93 125V122H95V123H96L97 121L99 122V119L101 118L100 116H97V118H96V115H99L98 113H100V112H96V111H98V110H97V105H98V108H99V107H100V108H101V107H105V106H104V102H105L106 105L110 106V104H111L110 102L113 101L112 99H114V102H115V97H114V96H115L116 94H117V95H116V99H117L118 96L122 95V94H119V93H120L121 91H123L124 87H125V89H127L126 87H128V88L131 87V84L133 85V83H135V82H133V81H135V80L138 79L137 77H138L139 75L136 76L135 74H137V73H135V72L138 71L139 74H140V72H141V73H142V71H145V72H146V71L148 70V68L151 67L149 64H151L152 62L149 63V57L152 56L153 53H154V55L156 54L155 56H158L159 53H160V50H161L162 53L165 52V50H166V49H163V48H166V45H165L166 41H164V42H165V43H164V42H162L163 39H162V40L160 39L161 42H159V41H160V40H159L160 37H159L158 35H159L160 33L156 30V31L159 33V34H158L155 30H153L154 33H153L152 35L155 36L154 38H155L156 46H155L154 43H152L153 47H152V45H148V47H146V46H147L146 43H145L146 46L144 45V43H142V45L145 47L146 51H147L148 48H149V50H150V49L153 50V53H152V51H150V52H151V54H150V53H149V50H148V51H147V54H146L143 50H141V48L143 49L144 47H143L142 45H140L141 48H140V50H139V48H138V50H139L140 52L143 51V54L145 53L146 56H145V55H142V53H139V55H137L138 53H137V51H136L137 54L135 53V55H136L137 57L134 56L133 58H137L136 60H142V61L140 62V65H141V66H140V67L138 66V65H139L138 63H139V62H134L135 59H132V61H130V62H131L130 64H129V62H128V64H129L128 67H129V68H130L132 65H134V64H136V65L138 64L137 67H136V70L134 69L133 66L131 67L132 69H134V72H133V73H134V76H135L137 79L134 78L133 73H132V71H133L132 69H131L132 71L129 69V70L131 71V72L129 71L131 75L128 74L129 72L127 71V72H128V73H127L128 76H127L126 78H122V77H124V74H125V76H126V73L121 72V71H123L122 68L124 67V63H123V67H121V68H119V66L117 67L118 69L115 67V69H114L115 71H113L114 73L112 72L114 77L112 76L110 79H113V81H114V80H115V79H114L115 77H116V78L119 77V80L122 78V79H121L122 81L125 79L124 81L127 80L128 83L130 82L129 85H128L127 82L119 81L118 78H117L116 80H118L119 83L122 82V83H120V84H122V85L124 86V87H123V86L121 87V85H120L119 83H117L118 81H117V82L114 81L115 84H116L115 87H117V84H118V86H120L119 88L117 87V89H118L120 92L117 90V91H116V94H114L115 92H114L113 90H116V88L114 87V89H112L113 86L115 85V84H113V82L110 83L111 86H110V84L108 85L109 87H112V88L109 89L108 86H107L108 89H107V87H106L105 89L103 88V89L105 90V92L108 90V91H107V93H108L109 90H112L113 93L110 92V93L107 94V93H104V92H103L104 90L101 91L102 88L99 89V92H98V93L103 92V93H104V94L102 93L103 95L107 94V96L99 95V96H101V99H102V97H103V99H104L105 97H106V98L108 97L107 99H108L109 101H110V100H111V101H110V102L108 101V102H109V103H108V102H106L107 99H104V101H103V99L101 100L100 97L98 96V97H99V101H97L98 99H97L96 101H97V102H100L101 104H97V102H96V104H97V105L95 106L96 109L94 108V110H93V111H94V114H92L93 112L91 113V114H92V117H93V115H94V117H93V118L91 117L92 119H89V120H91V121H93V122H90V123L87 122V124L89 123L91 126L93 125V128H92L90 125L85 124V125L89 126V127H88V130H87V128H86L87 126L84 127L85 125L82 126V128H80V130H79L80 132L83 133V135H82V133L80 134V132H76L77 134L75 133V135L72 137V139H69V140H72L73 142L76 141V142H75L76 144L74 143L73 145H76L77 147L74 146V148H73V147H72L73 145L71 144L72 141L66 140V141H68L67 143H68V145L70 146V148H71V147L73 148V149H72V148L69 149L70 152H71V154L69 155V154H68L69 151L65 153V151L68 150V148H69V146H68V148H67V143H66V145H65L66 149L63 148L64 143H65V139L67 138V135H65V136H66V137H65L64 134H68V133H65V132H66V131L68 132V129L70 130V129H71L70 127H71L72 125H75L74 122L77 121V119H76V120H72V119H74L73 117H74V114L76 115V113H77V109L81 108V107H82L81 105H83V107H84V106H85L84 104L87 103V102H86V99H87V97L90 95V94H89V95H85L86 92H87L86 94H88V91H87V90H89V89L93 90V88L97 86V83H98L97 81L100 80V78H99L100 75H104V74H105V71H108L107 69H109V68L111 67V66H109L108 64H106V65H108L109 68L105 66V62H106L109 58H111V57H108V56H111V54H110V50H107V49H111V53H112V51H113L114 49H116V48L112 49V48H113L112 46H115V47H116V45H118V44H119L118 46H120V43H118V42H119V41L122 42L124 36L127 34V30H128L129 28H131L132 24H135V23H136L134 26L137 25V22L134 21V22H135V23H134L133 20H130V19H133V18L135 19V15H134V13H133V11H134L133 9H134V8H132L135 4H134V2H132L133 0H132V1L129 0V3H130V1H131V2L134 4V5H133V4L131 3V4H132L131 8H132L133 11H130L131 8H130V9H126V8H128V7H124V9H123V4H124V3L126 4V2H127V4H128V0H126V1H125V0H118L119 2H118L117 0H115L114 3H115L116 5L114 4L115 6L113 7V9H115V7H116L117 5L119 6V4H121L120 9H119V7H118L117 15H116V10H117V8H116V10H113L114 12L111 11V13H110V14H113V17H114V18H112V16L110 15V16H111V19H112V22H110V21H109L110 19H109L108 21H109L110 23H109V22L105 23V24H106V28H105V24H104V25H101V27L99 28L98 34L101 35V36H99V37H102V38H103V37L105 36V37L103 38V41H104V40H106V41H104V42H105L104 44H103V41H102V44H100V43H101V42H100L101 40L99 41V39H102V38H98V43L95 44V47H96L97 49H98L100 46H101L100 48H102V46L104 47V49L106 48L105 51H106V52L108 51V53H107L108 56L106 57L107 54H105L106 52H105L103 49H100V48H99L100 50H96L97 52H96L95 50H93L94 53H99L98 51H100V54H94V53L92 52V53L94 54V56L92 55L93 57L90 56V58H92L93 60H92V61H91V59L89 60V64H90V65H86V66H87V69L84 70V71L88 70V72L86 71L87 74L90 73L89 70H90V71L92 70V68H93L92 65H94V66H95L96 64H97L98 66L101 65V64L99 65L98 61H100V60H102V59H101V57L99 58L98 55H100V56H104V55H105V57H102V58H103L102 64H103V62L105 61V58H106V61L104 62L103 65L100 66V68H99L97 65H96V66H97L96 69H94L95 67L93 68V70H94L96 73H97V72L100 73V72L103 71L104 74H101V73H100V75H97V74H96L97 76L95 77V76H94V75H95V72L91 71V72H92L91 74H93V75H91V74H89L90 76L87 75L90 79H91L92 76L95 77V79H94V77H93L92 79L95 80V83H96V84L93 83V80H92V79H91L90 81H89V79L86 80V82L89 81L90 83H91V81H92V83H93V84L91 83V84H92V87L95 85L93 88H92V87L90 88L89 86H91V84L89 85V84H88L89 82H87V83L84 84L85 79H84V81H83L84 76H83L82 74H83V73L85 74V72H83V70H81V71H82V73H81V71H79V70L76 68V65H74L75 59H76V61H77L78 54L80 53L79 51H81L79 48H80V46L82 47V45H80V43H79L80 46L78 45V47H77V46L75 45V42H77V41L79 40V38H80L79 41H81V44H82V41H83L82 38H85V37H84V35H85V29H86L87 25H89V23L95 18L94 16L96 15V14H93V13H90V12L93 11L92 9L95 10V8H96L95 11H97L98 8H99V4H97V6H96V5H93L92 2H91V4H90V0H86V3H88L89 6H91V8H90V7L88 6V4H87V5L84 4V3H85V0H84V2H79L80 0H79V1L77 0L79 4L75 3V2H77V1L74 2L73 0H71V1H73V2L75 3L76 6H77V5H80V6L82 7L83 5H81V4H84V6H83L84 9H85V10L88 9V10H87L88 12H86V11L82 8L83 10H81V11H82V12H86V14L83 13L84 15H82V12H81V16L83 17V19H81L82 17H81V16H78V15H77V17H76V16L74 17V15H75L74 13L77 14V12L79 11L78 9H80L78 6H77L78 9H77L75 6H73L74 3H72V2H69V3H68V1H67V4L65 5L66 8H65V7H63L64 4H65V2H62V6H61V5H60V4H61V3H60L61 1H57V3L59 2V5H60V6L58 5V6H59V7H58V6H57V3H55V6H56V7L53 8V6H54L53 4H54V2H56V0H52V1L48 0V2L50 1V2H49L50 4H49L48 2H45ZM53 1H54V2H53ZM62 1H63V0H62ZM81 1H82V0H81ZM91 1H93V0H91ZM122 1H125V2L122 3ZM170 1H171V2H169V1L167 0L166 3H168V2L171 3V5H172L175 9H176L177 5H178V7H180V6H179L180 1L178 2V0H177V1L174 0V1H176V2L178 3L177 5H176L175 2H174L175 5H173V4H172V3H173L172 0H170ZM52 2H53V3H52ZM96 2H97V0H94V1H93L94 4H95ZM120 2H121V3H120ZM164 2H165V1H164ZM97 3H99V1H98ZM169 3H168V4H169ZM0 4H1V3H0ZM68 4L71 5V6L69 7V10H67V11H68V12H67L65 9H68V8H67V6H69ZM127 4H126V6H127ZM163 4H164V5H163ZM40 5L43 7V9L41 8ZM92 5H93L94 7H92ZM128 5H129V4H128ZM165 5H166L165 3H162V6H164L165 8H169V11H166V10H168V9H165V8L163 9V10H165V11L168 12V13L166 14L165 11H162L164 14H162V15H161L162 17H160V25H159V21H158L159 18L157 19V21H156V19L151 20V21H152L151 23H150V21H149L150 24L147 23V25H148V24L151 25V26L153 25V26H152V29H153V28H154V29H155V28L157 29V28L160 26V28H158V29L162 31V30H164L165 28H168V26L171 25V23L173 22V20H172V22H171V19H170V23H169V21H168L169 19L167 20V18H169V16H170V17L172 16L173 19H174V17H175V16H173V14H172L173 12H171V10L173 9V7H170V6H171L170 4H169V5H166L167 7H166ZM36 6H38L40 10H39V9H35V8H38V7H36ZM85 6H87V7H85ZM129 6H130V5H129ZM168 6H169V7H168ZM57 7H58V9L61 11L60 14H58V13H59V10L57 9ZM61 7H63V9H62ZM71 7H72V8H71ZM60 8H61L62 10H64L65 12H67L66 16H68L67 18H69V19L71 18L70 20H72V17L77 18L78 20H77V19H74V22H75V20L77 21L76 25H75V23L73 22V20H72L71 22H68V21H70V20H67V18L65 19V22H64V23H66V22H67L66 24L69 23V24H68L69 26H66V24H65V25H62V23H59L58 25H53V28H55V29L58 28L59 30H63V31L57 33L58 29H57V31H56L55 29L52 30V29H50V28H52V24H55L56 22H59V16H58V15L61 16L63 13H65V12L62 11ZM70 8H71V9H70ZM86 8H87V9H86ZM170 8H172V9H170ZM41 9H42V11H41ZM51 9H53V11H56V9L58 10V13L55 12L57 15H56L54 12H53L54 14L51 13V14H52V17H53L54 15H55V16H58V17H57L58 20L56 19V17H53V18L56 19V20H55V23H54L53 19H51V17H50L51 14H50V11H49V10H51ZM54 9H55V10H54ZM73 9H75V10H73ZM89 9H90V10H89ZM121 9H123V10H121ZM71 10H72V11H76V10H78V11H77V12H74V13H73V12L71 13ZM120 10L123 11L125 14H124L123 12H121V14L118 13V12H120ZM124 10H125V11L128 10L129 12H128V11L125 12ZM173 10H174V9H173ZM176 10H177V9H176ZM176 10H174L175 13H176ZM44 11H45V13H44ZM69 11H70V12H69ZM95 11H94V12H95ZM41 12L43 13L41 17H43V16L46 15V16H45L46 18H47V16H48V19H49V18L51 19V22L49 21L50 19H49V20L47 19V20H48L47 22L50 23V26H48L49 23H46L47 25H45V21H43V20H45L46 18L44 17L45 19H43V18L40 17ZM47 12H49V13H48L49 15L47 14ZM51 12H52V10H51ZM79 12H80V11H79ZM127 12H128V14H127ZM170 12H171V13H170ZM68 13L73 14V15H70V14H68ZM87 13H88V14H87ZM95 13H97V12H95ZM114 13H115V15H116L117 17L114 16ZM130 13L132 14V18L127 19L129 16L131 17ZM169 13H170L171 15H169V16H167V17L165 16V17H166V18H165L166 20H164V19H163V18H164L163 15H168ZM78 14H79V13H78ZM90 14H92V16H91ZM122 14L124 15V17L126 16V19L123 18L125 24H126L127 22H129V24H130L131 26H129L128 23L126 24V26H121V25H124V24H123L124 22H123V21H122L123 23L121 22L123 16H120V15H122ZM22 15H24V16H22ZM28 15H29V12H28ZM79 15H80V14H79ZM89 15H90L91 19H92V17H93L92 20L89 18V19H90V22H89V19H88V16H89ZM93 15H94V16H93ZM127 15H128V16H127ZM174 15H175V14H174ZM14 16H15V17H14ZM69 16H71V17H69ZM110 16H109V18H110ZM19 17H20V18H19ZM34 17H35V18H34ZM78 17H79V18H78ZM80 17H81V18H80ZM86 17H87V18H86ZM120 17H121V18H120ZM172 17H171V18H172ZM117 18H118V19H117ZM119 18H120V21H119ZM29 19H31L32 21H30ZM38 19H39V20H38ZM41 19H42V21L40 22ZM79 19H80V20H79ZM86 19H87V20H86ZM115 19H117V20H116L117 23L115 22ZM161 19H163V20L161 21ZM27 20H28V22H27ZM66 20H67V21H66ZM81 20H82V22H81ZM84 20H85V21H84ZM126 20H128V21H126ZM22 21H23V22H22ZM24 21H26V22H24ZM33 21H35V22H33ZM52 21H53V22H52ZM78 21H79V22H78ZM87 21H88V24L86 23ZM130 21H131V22H130ZM154 21H155V23L152 24ZM163 21H164V22H163ZM166 21H168V23L166 24L167 27H165L164 24H163V23H166ZM32 22H33V23H32ZM80 22H81L82 24H81ZM84 22H85L87 25H84L85 27L83 28V24H84ZM113 22H115L114 24L117 26V29H114V28L111 29L112 27H116V26H114V24H112ZM119 22H120V23H119ZM132 22H133V23H132ZM156 22H157V23H156ZM24 23H25V24H24ZM51 23H52V24H51ZM64 23H63V24H64ZM71 23H72V24L74 23V24H73L74 26L71 27V25H72ZM78 23H79V25H78ZM108 23H109L111 26H112V25H113V26L111 27ZM161 23H162V25H161ZM20 24H22V25L20 26ZM23 24H24V25H23ZM32 24H33V25H32ZM56 24H57V23H56ZM60 24L62 25V28H61V29H60V27H61ZM70 24H71V25H70ZM118 24H121V25H119L121 28L118 27ZM156 24H157L158 26H154V25H156ZM263 24H264V17L262 18V25H263ZM28 25H29V27H31V25H32L34 29H33V30L30 29V28L28 27ZM81 25H82V26H81ZM107 25H108V26H107ZM147 25H146V30H147V27H150V28H151V26H147ZM229 25H230V23H229ZM38 26H37V27H38ZM56 26H57V28H56ZM59 26H60V27H59ZM64 26H66V27L64 28ZM75 26H76V27H75ZM80 26H81L84 30L81 29ZM103 26H104V28H105L104 30H105V32L107 33V35H106V33H104V30L102 29ZM127 26H128V27H127ZM134 26H133V27H134ZM162 26L164 27L163 29H162ZM25 27H24V28H25ZM48 27H50V28H48ZM70 27H71V28H70ZM74 27H75V28H74ZM108 27L110 28L109 31L107 30ZM123 27H124V30H125V27H127L128 29L126 28V30L123 31V30H122ZM261 27H262V28H261L260 31L257 33V35H259V36L257 37V35H256V37H255V39H254V41H253V44H251V48H250V52H249V55H248L247 60H246V64H245V66L240 70V72H239V74H238V77H239L240 81H241L242 83H245V85H244V92H245V105H246V110H247V116H246V119H245V125H244L243 132H242V142H241V146L239 147L238 151L236 152V155H235V158H234V161H233L232 171H231V172H232V173H231V175H232V182H231V186H230V190H231V191H229V192H230V194H231V193H232V194H231V195H230V194L228 195V197H227V204H226L225 208H223V209L220 210V211H216V212H215V211H213L210 207H208V205H207V207H206V213H207V214H206V219L203 221V222H206V223H203V222H202V224L200 225L201 227H204V228H205V230H206V235H205V237H204L203 239H200V240H199V241H200V242L198 243V245H199V249H198V251L195 252V254H194L195 256L193 255V263H192V264H203V263H208V262L212 261L214 255H215V251H217V249L219 248V246L221 245V243L225 242V240H224V239H226V236H225V235H228V234L230 233L229 226H226V227H223V237H221V238L217 237L216 234H215V232H216V225H215L214 222L217 221V220H219V219H221V218H222V219H223V218H226V219H229V220H234V219H236L238 210H240L241 208H243V206H244L246 200H248V198H251V197L254 198V203H255V205H256V206L254 205V209H255V210H253V211L250 213L249 217L247 218L248 220H247L246 226L244 227V230L241 231V232H239V233H236L235 235H238V237H240V238H239V242L242 241V242H241V248H240V253L242 254V255H241V263H242V264H245V262L247 261V262H249V263H250V262H258L257 264H264V230H260V232H258V238H257L256 242H258L259 244L256 245V246H254L252 249H250V242H252V233H251V231H250V228H251L252 222H253V220H255L256 217H259V218H261L262 220H264V192H263L262 190H257V191H255V184H254V183H255V179H257L258 181H261V180L264 179V120H263V119H264V25L261 26ZM11 28H12V27H11ZM31 28H32V27H31ZM67 28H68V29H67ZM118 28L121 29L124 33H123L121 30H119ZM26 29H24V30H26ZM49 29H50L51 31H50ZM64 29H65V32H64ZM66 29H67V30H66ZM69 29H70V30H69ZM77 29H78V30H77ZM132 29H133V28L129 29L128 31H130V30L132 31ZM152 29H151V30L148 29V31H150V33H151V32H153ZM31 30H32V31H31ZM54 30H55V31H54ZM68 30H69V31H68ZM80 30H83V31H82L83 33H81ZM100 30H101V31H100ZM112 30H113V32H112ZM11 31H12V32H11ZM42 31H43L44 33H43ZM52 31H53V32H52ZM77 31H78V32H77ZM107 31H108L109 33H108ZM110 31H111V32H110ZM117 31H118V32L121 31L123 34H125V35H123L121 32L117 33V34H118V38H119V40H118L116 37H113L114 34H115ZM148 31H147V32H148ZM166 31H167V29L164 30V31H162V33H161L162 36H163V34H164L165 37L167 36V34L163 33V32H166ZM70 32H71V33H70ZM114 32H115V33H114ZM51 33L57 34V36H58V34H59L60 37H59V36L57 37V36L55 35L57 38H56L55 36H54L55 38H53V37H52L53 35H51ZM61 33H62V34H61ZM67 33H68V34H67ZM75 33H76V34H75ZM79 33H80V34H79ZM112 33H113V34H112ZM129 33H131V32H128V34H129ZM148 33H149V32H148ZM150 33H149V34H150ZM156 33H157L158 35H157ZM166 33H167V32H166ZM74 34H75V35H74ZM81 34H82V37H81ZM119 34H121V35H123V36H121V35H119ZM161 34H160V36H161ZM261 34H262V35H261ZM18 35H19V36H18ZM20 35H21V36H20ZM22 35H23L24 37H23ZM36 35H37L38 37H36ZM68 35H69V36H68ZM79 35H80V36H79ZM110 35H112V38H111ZM152 35H150V36H152ZM39 36H40V39H39ZM77 36H78V37H77ZM106 36H108V37L110 38V39H109V38L107 37V38L109 39V42H107L108 39L106 38ZM115 36H117V35H115ZM119 36H120L121 38H120ZM126 36H128V35H126ZM126 36H125L124 39L127 38V40H128V37H126ZM8 37H9V38H8ZM20 37L23 38V39H21V41H20ZM61 37H62L63 39H62ZM72 37H73V39H72ZM74 37H75V38H74ZM76 37H77V38H76ZM122 37H123V38H122ZM158 37H159V38H158ZM167 37H168V36H167ZM167 37H166V38H167ZM41 38H43V39L46 38L45 41H43V39H42V42L47 43V44L44 43V45H42V46H44V47L40 46V45L42 44L41 41H40ZM66 38H67V40H66ZM68 38H69V39H68ZM105 38H106V39H105ZM115 38L118 40L117 42L115 41V43H118V44H115V43L113 42V43H114V45H113V44H112V41H114V40H112V39H115ZM163 38H164V37H163ZM166 38H164V40H167ZM261 38H262V39H261ZM33 39H34V41H35V39H36L35 44H33V43H34ZM37 39H38V41H37ZM71 39H72V40H71ZM77 39H78V40H77ZM116 39H115V40H116ZM120 39H121V40H120ZM46 40H47V41L50 40V42H47ZM74 40H75V41H74ZM127 40H125V41L127 42ZM157 40H159V41H157ZM17 41H20V43H19V42L17 43ZM29 41H30V42H29ZM67 41H68V42H67ZM71 41H72V42H71ZM14 42L16 43V46L14 45V46L12 47V45H13ZM28 42H29V43H28ZM31 42H32V43H31ZM38 42H40L41 44L38 43ZM56 42H57V43H56ZM59 42H62V43L64 42L63 44H61V43H60V44H61V47H65L66 49H65V48H64V49L61 48V47H60V44H59V47H56V46H58V43H59ZM69 42H71V44H70ZM99 42H100V43H99ZM106 42H107L108 44H110V45H108ZM153 42H154V41H153ZM254 42H255V44H254ZM258 42H259V43H258ZM15 43H14V44H15ZM30 43H31V44H30ZM50 43H52V44H50ZM122 43H124V40H123ZM122 43H121V45H122ZM160 43H161V45H164V47H162V46L160 45ZM163 43H164V44H163ZM5 44H6V45H5ZM32 44H33V48H36V47H38V46H40V48H39V47H38L39 49L36 48V51H35V50L31 49L32 46H31V48H30V45H32ZM49 44H50V46H49ZM53 44H55V45H53ZM66 44H67V45H66ZM76 44H78V42H77ZM97 44H100V46H96ZM111 44H112V45H111ZM10 45H11V46H10ZM21 45H22V44H21ZM26 45H27V46H26ZM34 45H35L36 47H34ZM62 45H64V46H62ZM69 45H70V48H69ZM72 45H74V47H73L74 50L72 49ZM104 45H105L106 47H105ZM159 45H160L161 47H160ZM17 46H18V48H16ZM24 46H25V47H24ZM28 46H29V48H28ZM54 46H55L57 49L60 48L61 50L57 51L56 48H55V50H53V49H54ZM75 46H76V48H75ZM107 46H109V47H107ZM118 46H117V47H118ZM140 46H139V47H140ZM11 47H12V48L15 47L16 49L13 50ZM26 47H27V50H28V52H27V50H26V52H27L28 54H27L26 52H24V50L26 49ZM49 47H51V49L53 50V52H54V51L57 52V55L55 54V52H54V54H55V56H59V58H58V57H53V56H54L53 54L51 55L52 58L49 56V53H52V52H50L51 49H50ZM155 47H156V48H155ZM159 47H160V48H159ZM10 48H11L12 50H11ZM23 48H24V50H23ZM45 48H47L48 51H46L47 49L44 50ZM67 48H69V49L72 50V51H70V50L67 49ZM77 48H78V50H77ZM96 48H95V49H96ZM118 48H119V47H118ZM118 48H117V49H118ZM152 48H153V49H152ZM158 48H159V50H157ZM255 48H256V50H255ZM6 49H7V50H6ZM8 49H9V50H8ZM117 49L113 51V53H114V52L116 53V54H114L115 56H116L117 53H118V52H117V51H118ZM145 49H144V50H145ZM10 50H11V51H10ZM30 50H31V51H30ZM32 50H33V51H32ZM62 50H63V51H64V50L67 51V52H66L67 54L70 53V52H71V53L68 54V55H69V56H68V55L65 54V51H64V53H63ZM75 50H77V52H76ZM101 50H103L104 53H102L103 51H101ZM163 50H164V51H163ZM7 51H9V53L11 52V53H10L11 55H9V56H11V57L7 56V54H8ZM34 51H35V52H34ZM60 51L62 52V54H61ZM69 51H70V52H69ZM73 51H75L74 53H77V54H74V53H73L74 55H77L76 57L72 54ZM139 51H138V52H139ZM157 51H159V52H157ZM255 51H256V52H255ZM4 52H3V53H4ZM32 52H33V53H32ZM48 52H49V53H48ZM58 52H59L61 55H63V54L66 55V56L68 57V60H66L67 57L65 58L64 55H63L62 57H60V55L58 54ZM12 53H13V54H12ZM30 53H31V55H30ZM34 53H35V54H34ZM46 53H47V54H46ZM113 53H112V54H113ZM157 53H158V55H157ZM22 54H21V55H22ZM26 54H27V58H26ZM41 54H43V55H41ZM148 54H149L150 56H148V58H147V55H148ZM28 55H29V56H28ZM46 55H47V56H46ZM95 55H96V56H95ZM154 55H153V57H154ZM2 56H3V57H2ZM43 56H44V58H43ZM72 56H73V58H71ZM115 56L111 58V59L114 58V61H115ZM139 56H140V57H139ZM141 56H143V57H141ZM252 56H253V57H252ZM28 57H31L32 59H31V58L29 59ZM138 57H139V58H138ZM145 57H146V59H148V60H146ZM2 58H4V59H2ZM5 58H6L7 60H5ZM41 58H42V59H41ZM48 58H50L49 61H47ZM53 58H54V60L57 61V63H56L55 66H54V64H53V62H54V61H53ZM55 58H57V59H55ZM61 58H62V60H63V58H65V60L62 61V62H64V63H61V60H60V61L58 60V59H61ZM96 58H97V59H96ZM141 58L144 59V63H142V62H143V59H141ZM151 58H152V57H150V61H151L152 59L154 60L156 57H154V58H152V59H151ZM251 58H252V59H251ZM22 59L24 60V62L22 61ZM71 59H72V61H74L73 63H71V61H70ZM111 59H110V60H111ZM3 60H5V61H3ZM15 60H16V61H15ZM19 60H20V61H19ZM27 60H28V61H27ZM29 60H30V61H29ZM32 60H33L34 62H32ZM41 60H42V61H41ZM97 60H98V61H97ZM136 60H135V61H136ZM2 61H3V62H2ZM13 61H15L16 63H17V61H18L20 64H16V63H15V64L18 65L17 67H21V66H22V67H21L22 70H21V68H18V69H17V67H15L16 65L14 64ZM21 61H22V62H21ZM26 61H27L29 64L26 63ZM46 61H47V62H50V61H51L50 63H52V65H53L54 67H56V66L58 67V65H59V67H60L61 65L64 64V66L61 67L62 69H64L63 67H65V64H66L65 62H66V61L69 62V63L67 62L69 65L66 64V67H67V68L65 67L64 71L61 70V69L58 67V70H59V71L61 70V71L57 73V71H58V70H56L57 67L55 68V70H56V71H55V70H54V67L52 68V67H51L52 65L50 66V63H49L50 69H52V71H51L50 69H48V63H47ZM56 61H55V62H56ZM58 61L60 62L59 64H58ZM90 61H91V62H94V64L92 63V65H91ZM145 61H147L148 64L145 63ZM11 62H12V63H11ZM39 62L42 63L43 66H40L41 64H40ZM108 62H109V60H108ZM248 62H249V63H248ZM24 63L27 64V67L25 66L26 64H24ZM30 63H31V64L34 63V65L32 64V70H31V66L29 67ZM45 63H46V64H45ZM70 63L72 64V68H70V67H71V66H70ZM100 63H101V61H100ZM106 63H107V62H106ZM110 63H113V61L109 62V64H110ZM121 63H122V62H121ZM132 63H133V64H132ZM141 63H142V64H141ZM13 64H14V65H13ZM21 64H22V65H21ZM35 64H37L38 66L35 65ZM57 64H58V65H57ZM60 64H61V65H60ZM75 64H76V62H75ZM143 64H144V66H145V64H147V66H150V67H147V66L143 67V66H142ZM23 65H24V66H23ZM44 65H45V66H44ZM67 65H68L69 67H68ZM73 65H74V69H76V70H78V71L80 72L79 75H76V74L79 73V72L73 69ZM110 65H111V64H110ZM130 65H131V66H130ZM136 65H135V66H136ZM34 66L36 67V70H35V67H34ZM86 66H85V67H86ZM89 66H91L92 68H90ZM104 66H105L106 68H105ZM37 67H41V68H42V67H45V68H44L43 70H41V68H39V71H37V70H38ZM88 67H89L90 69H89ZM101 67H103V68H101ZM142 67H143V68H142ZM146 67H147V68H146ZM10 68L13 69V71H12ZM14 68H16L15 71L18 72L17 75H16V72L14 71ZM23 68H24V69H25V68H28V69H26V71H25ZM29 68H30V69H29ZM33 68H34V69H33ZM46 68H47V69H46ZM69 68L74 70V75H75L76 77H75L73 74H71V73H73L72 70H71V73H70V69H69ZM104 68H105L106 70H105ZM138 68H139L140 70H139ZM145 68H146L147 70H145ZM248 68H249V69H248ZM19 69H20V72L23 71V72H22V75H23L24 77L19 76V71H18ZM45 69H46V70H45ZM101 69H102V71H99V70H101ZM116 69H117V71H116ZM119 69H121V70H119ZM143 69H144V70H143ZM10 70H11V71H10ZM28 70H30V73H29ZM53 70L56 72L55 74L58 75V78H59V75H60V77H62L63 81H61L62 79L59 80V81L56 80L57 78L54 79V76L57 77V75L54 74V71H53ZM96 70H97V71H96ZM104 70H105V71H104ZM118 70H119V72H118ZM9 71H10V72H9ZM27 71H28V73H26ZM40 71H41V72L43 71V74H40V73H41ZM46 71H47V72L49 71L48 73L53 72V73H51V78L53 79V81L56 80V81L59 83V84L57 83L58 86H57V84H56L55 86H53V85L55 84V81H54V83L50 84V85H51V88H50V85H47V84H49V81H48V80H50V82H51L52 79H48V80H46V81L43 80V79H46V78H45V77H46L45 75H47V77H50V76H48V73H47ZM66 71H67V73H65ZM75 71L77 72L76 74H75ZM8 72H9V73H8ZM39 72H40V73H39ZM115 72H116V73H115ZM117 72H118V73L121 72V74H122V73H123V74H122V75H121V74H120V75L118 74L119 76L114 75V74H117ZM145 72H143V73H145ZM254 72H255V73H254ZM24 73H25V74H24ZM44 73H45V75H44ZM59 73H60V74H59ZM62 73H63V74H62ZM64 73H65V74H64ZM143 73H142V75H143ZM261 73H262V74H261ZM1 74H0V75H1ZM20 74H21V73H20ZM39 74H40V75H39ZM52 74H53V76H52ZM69 74L71 75V77L69 76ZM7 75H6V76H7ZM38 75H39L41 78H42L43 75H44V77H43L42 79H39V76H38ZM41 75H42V76H41ZM64 75H68V76H65V80H64ZM72 75H73L74 77H73ZM81 75L83 76V77H81V79H82V83L84 84V86L86 85V89H87V90H85L86 92H85V91H82V90L85 89V87L82 88L81 86H77L78 81H77L76 79H78V78L80 79V77H77V76H81ZM85 75H86V74H85ZM129 75H130V77H131V76L133 77V78H131V79H133V81H130V80H129V79H130ZM142 75H140V76H142ZM29 76L27 77V79H28L27 81H33V79H32V80H29V78H31V77H29ZM140 76H139V77H140ZM20 77H22V78H20ZM68 77H70L69 79H71V80H69ZM97 77H98L99 79H98ZM120 77H121V78H120ZM262 77H263V78H262ZM24 78H25V79H24ZM72 78H73V82H72V83L76 84V85H74L75 87H71L70 84L68 85V83L72 81ZM74 78H75V80H76L77 82L74 80ZM85 78H86V77H85ZM96 78H97V81H96ZM101 78H102V76H101ZM127 78H129V79H127ZM8 79H9V80H8ZM12 79H14V80H12ZM16 79H17V80L20 79V81H21L22 79H24L25 81L22 80V81H23V84H22V81L19 82V80H18V83H19V84L21 83V84H20V85H17V87H16V86H15L16 83H17V80H16ZM59 79H60V78H59ZM67 79H68V80H67ZM10 80H11V81H15V82H16L15 85H13L14 82H11ZM42 80H43V81H42ZM3 81H4V82H3ZM36 81H37V82H36ZM44 81H45V83H44ZM47 81H48V83H46ZM53 81H52V82H53ZM60 81H61V84L63 83V84H62L63 86L61 87V89H60V86H61V85H60ZM67 81H69V82H67ZM80 81H81V80H79V85L82 84ZM261 81H263V82L261 83ZM64 82H65L66 85L64 84ZM66 82H67V83H66ZM131 82H133V83H131ZM10 83H9V84H10ZM12 83H13V84H12ZM30 83H32V84H31L32 86L35 84V85H34V86H35V89H34V90H36V91L33 92V93H32V91H33L32 89L34 88V86L31 87V92H30V90H29V89H30V86H31ZM33 83H34V84H33ZM80 83H81V84H80ZM123 83H124V84H123ZM9 84H8V85H9ZM83 84H82V86H83ZM112 84H113V85H112ZM125 84H126V85H125ZM260 84H261V85H260ZM8 85L5 84L4 86L7 87ZM12 85L14 86V88L12 87ZM36 85H37V86H36ZM67 85H68V87H67L68 89L66 88ZM71 85H72V84H71ZM87 85H89V86H87ZM212 85H213V86H212ZM219 85H220V86H219ZM43 86H45V87H44L45 89H46V87H47L48 90H46V91H47L48 93H51V94H48V93L46 92L47 95H46V94H44V95H46L47 97L44 96V95L42 94L43 92L45 93V89H44V91H43V88H42ZM48 86H49V87H48ZM52 86H53V87H52ZM64 86H65V87H64ZM69 86H70V87H69ZM76 86H77L78 88H76ZM36 87H37V88H36ZM63 87H64V88H63ZM79 87H80V88H79ZM87 87H89V89H88ZM216 87H218V88H216ZM4 88H5V87H4ZM4 88L2 87V88L0 89V91L3 92V91H4ZM69 88H70V89H69ZM71 88L74 89V90H73L74 92H75V91L78 92V89H79V91H80V90L82 91V94L85 95V96H83L81 93H79L78 95H79L80 97L83 96V97L86 98L85 100L82 98V99L85 101V103H82V102H84V101H82V102H80V103L78 102L80 105H79L78 103L74 104V103H75L74 101L77 99V97H78L79 101H81L82 99H80L79 96L76 95L77 92H75V95H76L77 97H74V95H73L74 93H73V92L71 93V90H72ZM205 88H206V89H203V90L200 92V96L198 95L197 100L195 99V105H196V107H195V112H194V115H193V118H192L193 121L191 122V126H192L191 128H192V130H191V128H190V133H187V135L185 134V135H182V136L180 137V143H181V145L183 146V148L185 149V152L187 151V152H186V157H187V160H188V158H189V161H194V160H196L197 157H198L200 154L203 153V151H205L206 149L209 148V146L212 145L213 137L216 135V132H217V131L219 132V129H218V128H221L220 126L222 125V124H221V121H219V120H221V117H220L221 112H220V110L222 111V108H223V107L221 108V106L224 105V101H225V90H224V88L222 87V85H221L219 82H217V81H211L210 83H208V84L206 85ZM5 89H6V88H5ZM40 89H42V90H40ZM66 89L68 90L67 93H66ZM121 89H122V90H121ZM37 90H38V92H37ZM91 90H89L90 93H91ZM210 90H211V91H210ZM216 90H217V91H216ZM221 90H222V91H221ZM41 91H42V93H40L41 95L36 94V92L39 93V92H41ZM52 91H53V90H52ZM81 91H80V92H81ZM2 92H0V94H1ZM27 92H28V93H27ZM29 92H30V96H31L32 98H31V97H26V98H27V99L30 98V99H32V100H34V101L37 100L38 102H41V104H40V103L38 104V102L36 101L38 107H36V106L31 107V105H32V106H33V105H36V102H33V101L30 100V99H29L30 101H27V102H26L27 99L25 98V96L29 95ZM117 92H118V93H117ZM124 92H126V91L124 90ZM202 92H203V93H202ZM31 93H32V94H31ZM34 93H35V97L38 95V96L41 98L42 95H43V97H42L43 100H42V99H41L42 101H41V100H38L39 97H37V99H35V97L33 98V96H34L33 94H34ZM68 93H69V94L71 93V94L73 95L72 98H73L74 101L70 99V97L68 96V95H69ZM98 93H97V95H98ZM121 93H122V92H121ZM253 93H254V96H253ZM255 93H256V94H255ZM257 93H258V94H257ZM15 94H16V93H15ZM62 94H63V95H62ZM66 94H67V96L69 97L68 100H69L70 102H69L67 99H65V98H67V97L63 98L64 96H66ZM80 94H81L82 96H81ZM112 94H113L114 96H113ZM118 94H119V95H118ZM123 94H124V93H123ZM208 94H209V95H208ZM11 95H12V98L10 97ZM22 95H23V96H22ZM32 95H33V96H32ZM56 95H57L58 97H57ZM60 95H61V97H60ZM259 95H260V96H259ZM70 96H71V95H70ZM110 96H111V97L113 96V98H110ZM203 96H204V97H203ZM212 96H213V97H212ZM218 96H219V97H218ZM223 96H224V97H223ZM14 97H15V95H14ZM215 97H216V98H215ZM217 97H218V98H217ZM220 97H222V98H221L222 100L220 99ZM40 98H39V99H40ZM44 98H46V99H44ZM74 98H76V99H74ZM9 99H10V100H9ZM11 99H12V101H13L14 103L11 102ZM20 99H21V101L19 102ZM23 99H25V100H23ZM61 99H62V100H61ZM78 99H77V100H78ZM14 100H15V99H14ZM22 100H23V102L25 101V103H23ZM55 100H56V99H55ZM63 100H65V101L67 100V101L69 102L67 105H69V104L71 103L70 105L73 104V105L75 106V105L78 104L77 107H78V106H81V107H78V108L76 107V111H73L74 108H72V106L69 105V107H71V108H67V105L62 104V103H67V101L65 102V101H63ZM105 100H106V101H105ZM213 100H214V101H213ZM258 100H259V101H258ZM9 101L11 102V104H15V105H16V107H14L15 109L12 107L13 105H12V106H11V105L9 106V103H10ZM31 101H32V104L29 103V102H31ZM49 101H50V100H49ZM62 101H63V102H62ZM71 101H72V102H71ZM207 101H208V102H207ZM73 102H74V103H73ZM76 102H77V101H76ZM215 102H216V103H215ZM219 102H220V103H219ZM2 103H3V102H2ZM28 103L30 104V107H29V105H27ZM33 103H34V104H33ZM102 103H103V104H102ZM254 103H255V104H254ZM262 103H263V104H262ZM5 104H6V110H7V112H6V110H4L5 108H2V107H5ZM7 104H8V105H7ZM20 104H21V105H20ZM52 104H53V105L55 104V106H53ZM112 104H113V102H112ZM213 104H214V105H213ZM257 104H258V107H257ZM259 104H260V105H259ZM15 105H14V106H15ZM19 105H20V108H19ZM99 105H100V106H99ZM102 105H103V106H102ZM7 106L10 107V108H7ZM108 106H106L105 109H106ZM214 106H215V107H214ZM216 106H217V107H216ZM219 106H220V107H219ZM259 106H260V107H259ZM83 107H82V108H83ZM213 107H214V108H213ZM29 108H31V109H29ZM33 108H35V110H34ZM100 108H99V111H101V110L104 109V108H102V109L100 110ZM197 108H198V109H197ZM216 108H217V109H216ZM2 109H3L4 111H3ZM10 109H11V110H10ZM12 109L15 110V111H14V112H15L14 114H13V112H12ZM32 109H33V111H32ZM215 109H216V110H215ZM259 109H260V110H259ZM17 110H18V112H17ZM29 110H30L31 114H30ZM54 110H55V111H54ZM80 110H81V109H80ZM80 110H79V111H80ZM95 110H96V111H95ZM197 110H198V111H197ZM2 111H3V112H2ZM61 111H62V112H61ZM216 111H217V112H216ZM5 112H6V113H5ZM63 112H64L65 114L70 115V117H71L72 115H73V116H72L71 118L68 117V118H70V120H69V119L67 118L68 115L63 114V115L66 116L65 118H67V119H66V120H67V123H65L66 120H65V118H64V116H63L62 119L65 120L64 123L60 121L61 123H60V124H57V120H58V123H59V120H60L61 117H62L61 114H62ZM70 112H71V114H70ZM73 112H74V113H73ZM75 112H76V113H75ZM59 113H60V115H59ZM72 113H73V114H72ZM102 113H103V111H102ZM219 113H220V114H219ZM253 113H254V114H253ZM17 115H18L19 117H17ZM58 115L60 116L59 119L57 118ZM77 115H78V114H77ZM77 115H76V117H78ZM100 115H101V113H100ZM15 116H16V117H15ZM25 116H26V117H25ZM49 116H50V118H49ZM59 116H58V117H59ZM7 117H8V119H7ZM9 117H14V118H17V119H12V118L9 119ZM33 117H34V116H33ZM99 117H100V118H99ZM24 118H25V121H24V122H23V121H20V123H19V121H17V120H23ZM26 118H29V120H28V119L26 120ZM56 118H57V119H56ZM98 118H99V119H98ZM248 118H249V119H248ZM54 119H56V120H55L56 122L54 121ZM62 119H61V120H62ZM93 119H94V120L96 119V120L94 121ZM256 119H257V121H256ZM12 120L15 121V122H18L19 125L22 123L25 127H24L22 124H21V126H18L17 123H16V124H14L15 122L12 123V122H13ZM63 120H62V121H63ZM258 120H259V121H258ZM8 121H9V125H8L9 127H10L12 124H14V125H16V126H18V127L15 128V126L12 125V126L10 127V128L13 127L12 129H10L9 127L6 128L7 124L4 125V123H8ZM27 121H28V122H27ZM68 121H69V122H68ZM70 121H72V122H70ZM73 121H74V122H73ZM248 121H249V122H248ZM253 121H254V122H253ZM25 122H26V123H25ZM53 122H54V125L57 124V126H54V125L52 124ZM10 123H11V124H10ZM70 123H71V125H69ZM193 123H194V124H193ZM63 124H64V125L66 124L65 126L68 127V128H66V130H65V126H64V131L61 130V129L63 128V127H62ZM96 124H97V123H96ZM96 124H95V125H96ZM192 124H193V125H192ZM195 124H196V125H195ZM254 124H255V125H254ZM58 125H62V126H60V127H62V128H60ZM218 125H219V127H218ZM2 126H3L4 128H3ZM22 126H23L24 128H22ZM53 126H54V127H53ZM245 126H247V128H245ZM29 127H28V128H29ZM57 127L60 128L59 130H57V131L59 132V134L57 135L58 132L56 133V131L52 134V132L54 131L53 128L56 130V129H58ZM254 127H255V128H254ZM261 127H262V128H261ZM5 128H6V129H5ZM14 128H15V130H14ZM21 128H22V129H21ZM28 128L26 127V130H25V131H27ZM84 128L86 129L87 132L85 131ZM3 129H4V130H3ZM7 129H8V130H7ZM9 129H10V130H9ZM83 129H84V130H83ZM244 129H245V130H244ZM5 130H6V131H5ZM51 130H52V132H49V131H51ZM81 130H82V131H81ZM246 130H247V131H246ZM25 131H23L22 134L25 133ZM61 131H62L64 134H63V133H60ZM91 131H92V130H91ZM2 132H3L4 134H3ZM13 132H14L15 134H13ZM18 132H19V131H17V135H18ZM20 132H19V135L22 136V134H21ZM85 132H86V135H85ZM92 132H93V131H92ZM218 132H217V133H218ZM249 132H250L251 134H250ZM78 133H79V134H78ZM2 134H3V136H1ZM49 134H50V135H49ZM51 134H52V135H51ZM61 134H63V135H61ZM247 134L249 135V137H248ZM4 135H5L7 138H6ZM17 135H16L15 137H17ZM77 135L79 136V139H78V136H77ZM80 135H81L82 137H81ZM84 135H85V136H84ZM90 135H91V134H90ZM90 135H89V136H90ZM21 136H18L17 139L19 140V137L21 138ZM43 136H44V135H43ZM46 136H47V137H46ZM48 136H50V137H52V138L50 139V138H48ZM56 136H54V137H56ZM63 136H64V137H63ZM75 136H77V140H80V141H81V138H82L83 143L80 142V141L77 142ZM86 136H87V138H86ZM187 136H188V137H187ZM250 136H251L252 138H251ZM1 137H2V138H1ZM15 137H14V138H15ZM59 137H63V138H65V139H63L64 141H63L62 138H61L62 142H59V139H60ZM80 137H81V138H80ZM182 137H183V138H182ZM5 138H6V139H5ZM14 138H13V139H14ZM74 138H75V139H74ZM84 138H85V139H84ZM181 138H182V139H181ZM3 139H4L5 141H4ZM47 139H49V141H48ZM73 139H74V140H73ZM250 139H251V140H250ZM18 140H16V141L13 140V141H12L13 143H12V142L10 143L11 145H9V148H8V149H10V153L13 151V150L11 151V149H13L14 147L12 148L11 146H12V145L14 146V141L17 142ZM41 140H42V141H41ZM45 140L48 141V142L46 143ZM61 140H60V141H61ZM202 140L207 141V144H206L204 147H203L201 144H198V143H200ZM248 140H249V141H248ZM2 141H3L4 143H3ZM43 141H44L45 143H42ZM85 142H86V140H85ZM5 143H6V145H5ZM61 143H62V145H63L62 147H61ZM78 143H82V144H78ZM247 143H248V144H247ZM16 144H17V143H16ZM16 144H15V145H16ZM59 144H60V147H59ZM249 144H250V145H249ZM259 144H260V145H259ZM1 145H2V146H1ZM3 145H4V146H3ZM78 145H79V146H78ZM81 145H82V146H81ZM5 146H7V147H5ZM48 146H49V145H48ZM199 146H200V147H199ZM248 146H249V149H248ZM251 146H252V147H251ZM253 146H254V147H253ZM3 147H4V149H3ZM83 147H84V146H83ZM56 148H57V149L59 148V149H58V150H59V153H60V151H62V150H60L61 148H62V149H65V150H64V156H65V158H66L67 160H69L70 157L72 158V156H74L75 154L78 153L77 155H75L77 158L73 157V158H74L73 160H76L75 162H77V163L73 162V160L71 161V159H70L68 165H66V163H67V162H66V159L61 160V159H63V157H64V156L62 157V155H63V151L59 154V153H58V150H56ZM75 148H77V149H75ZM246 148H247V149H246ZM252 148H253V149H252ZM1 149H2V150H1ZM8 149H6L4 152H6ZM47 149H48V152L46 151ZM186 149H187V150H186ZM251 149H252V151H251ZM262 149H263V150H262ZM29 150L31 151L30 153L28 152ZM33 150H34V151H33ZM51 150L54 151V155L57 156V158L60 160V162H59V160H56V161H55V158H56V157H54L53 155H51V156L54 157V158L44 156V155H47V154L49 153V151H51ZM71 150H72V151H71ZM75 150H76V152H77V150H79V151H78L77 153H75V154H72L73 152H75ZM245 150H246V151H245ZM247 150H248V151H247ZM32 151H33L34 154H35V151H36V152L39 151V152L36 153L34 156H31V154L33 155ZM53 151H51L50 153H53ZM4 152H3V153H4ZM40 152H41V153L43 152V156H42L43 158H45V157L48 158V159L51 158V159H50V163H49V162H46V160L48 161V159H46V158L43 159V160H45V161L42 160L43 162H45V164H44V163H43V164H40V163H39V162H41V159H42V157H41L42 154L40 155ZM46 152H47V153H46ZM55 152H56L58 155H57ZM244 152H245V153H244ZM28 153H29V154H28ZM45 153H46V154H45ZM50 153H49V154H50ZM190 153H191V154H190ZM4 154H5V153H4ZM4 154H2V153L0 154V159H1V156L3 157ZM8 154H9V152H8L7 154L4 155L6 158H5V157H3V158H4V159H8L7 156L9 157V155H10V154H9V155H8ZM67 154L70 156L69 158L67 157ZM39 155H40V156H39ZM60 155H61V156H60ZM246 155H247V156L249 155V157H247ZM25 156H26V157H25ZM38 156H39V158L41 157L40 159L38 158L39 160L36 159ZM48 156H49V155H48ZM244 156H245V157H244ZM257 156H258V157H257ZM24 157H25V158H24ZM33 157H34V158H33ZM59 157H60L61 159H60ZM238 157H239V158H238ZM259 157H260V158H259ZM3 158H2V160H3ZM32 158H33V160H34V159H35V160H34V161H31ZM57 158H56V159H57ZM246 158H249V159H247V160H248V163H247V164H246V162H247ZM28 159H29V162H30L31 164L28 162ZM243 159L246 160V161H244ZM2 160H1V161H2ZM19 160H18V161H19ZM36 160H38V161H37L38 164H37ZM51 160H52V161L54 160L55 162H54V161L52 162ZM1 161H0V162H1ZM61 161H62V162L64 161V162L62 163ZM237 161H238V163H237ZM241 161H242V162H241ZM243 161H244V162H243ZM254 161H255V162H254ZM260 161H261V162H260ZM3 162H4V163H3ZM3 162H2L3 165H2L1 163H0V164L2 165V167H3V169H4V166L6 165V164H5L6 161L3 160ZM32 162H34V165H33ZM51 162H52V163H51ZM21 163H22V165H20ZM41 163H42V162H41ZM54 163H55V165H56V163H58V164L60 163L59 166H58L59 168H57V165H56V166L53 165ZM64 163H65V164H64ZM239 163H240V164H239ZM241 163H242V165H241ZM258 163H259V165H258ZM39 164H40V166H42V167H39ZM47 164H48L49 167L46 166V168H44L47 174H48V172H49V173L52 175V169H53L54 167H55V168H54L53 171L56 170L55 172H59V173H57V175H56L55 172H53L55 175L53 174L52 177H51V175H48L47 178L44 177V176H46V175H44L45 172H44L43 167H44V165H47ZM50 164H52L53 166L50 165ZM63 164L66 166V168L64 167ZM235 164H236V165H235ZM237 164H238V165H237ZM256 164H257V165H256ZM1 165H0V168H1ZM19 165H20V169L22 168V169H21V175H19L20 172H19V173L17 172V171L19 170V169H18V168H19ZM35 165H38V166H37L38 168L35 167ZM60 165H63V167H64L66 170H64V168L61 166L63 169L61 168V171H59V169H60ZM262 165H263V166H262ZM23 166H24V168H23ZM25 166H26V169L29 170L28 173L30 172V174H29V176H27V178H26V176L24 177V176L22 175V171H23V174H24V175H26V174L28 175V173L26 172L27 170L25 169ZM33 166H34V168H33ZM50 166H52L53 168H51ZM239 166H240V167H239ZM241 166H242V169H241ZM15 167H16V166H15ZM47 167H48V168H47ZM29 168H30V169H29ZM35 168H36V170H35ZM40 168H41V169H40ZM259 168H260V169H259ZM3 169H2V168L0 169V173H1V171H2ZM17 169H18V170H17ZM42 169H43V171H42L43 173L40 171V170H42ZM46 169H49V170H46ZM238 169H239V170H238ZM30 170H31V171H30ZM33 170H34V171H33ZM37 170H38V171H37ZM50 170H51V171H50ZM57 170H58V171H57ZM24 171H25V172H24ZM39 171H40V172H39ZM238 171H239V172H238ZM240 171H241V173H240ZM34 172H35L38 176H36V175H31V174H34ZM37 172L40 173V175L42 174L41 177L39 176V174H38ZM17 173H18V174H17ZM62 173H63V172H62ZM239 173H240V174H239ZM248 173H249V174H248ZM9 174H10V175H9ZM254 174H256V175H254ZM15 175H16V177H15ZM18 175H19V176H18ZM238 175H239V176H238ZM242 175H243L244 178H242ZM10 176L12 177V179H11ZM20 176H21V178H20ZM22 176H23V177H22ZM30 176H31V177L33 176V177H32V178H29ZM35 176L37 177V180H38V181L35 180V178H36ZM55 176H56V178H55ZM235 176H236V177H235ZM14 177L17 178V180H15ZM43 177H44V178H43ZM49 177H51V178L48 180ZM53 177H54L55 179H54ZM240 177H241V179H240ZM253 177H254V178H253ZM255 177H256V178H255ZM19 178H20V179H19ZM38 178H39V179H38ZM42 178H43L45 181H46V179H47V181H49V182L46 181L48 185H46L45 181H44ZM52 178H53V180H52V182H51V179H52ZM4 179H3V180H4ZM32 179H34V180L32 181ZM237 179L239 180V182L237 181ZM253 179H254V180H253ZM13 180H15V182H14ZM40 180H42V181H40ZM10 181H9L8 183L4 181V183H3L4 185H9V186H7V187L5 188L4 186H2V185H3V184H2L3 181L1 180V183H0L1 185H0V186H2V188H4V189H2L1 187H0V188H1L2 190H6V191H8V189H9V192H10V190H11V188H12L11 184L13 185V183L10 182ZM16 181H18L17 184H15ZM35 181H36V182H35ZM241 181H242V182H241ZM34 182H35V183H34ZM37 182H38V183H37ZM39 182H41V184H42V182H43L42 185H45V186H41V184H40ZM237 182H238V183H237ZM243 182H244V183H243ZM44 183H45V184H44ZM50 183H51V184H50ZM236 183H237L238 185L240 184L239 187H238V185H237ZM248 183H249V184H248ZM21 184H22V185H21ZM37 184H38V185H37ZM232 184H233V187H232ZM33 185H32V186H33ZM36 185L39 186V187H37ZM234 185H235V187H234ZM236 185H237V186H236ZM20 186H19L18 188H19L20 191H21V190L24 189V187L22 186V187H23V189H22V187H20ZM8 187H9V188H8ZM10 187H11V188H10ZM13 188H14V186H13ZM13 188H12V189H13ZM15 188H14V189H15ZM18 188H17V189H18ZM46 188H47V187H46ZM48 188H47V189H48ZM14 189H13L12 191H14ZM19 189H18L17 192H16V190H15L14 193H13V192H12V193L10 192L9 195H11V196H10L11 198H10V197L7 198V199H8V200H7L8 202H9V200L11 199V200H10V204L13 206L14 209L11 208V209H13V210L17 209V208H15V206L17 207V204L15 205V203H14V205H13V204H12L13 202H17L16 200H20V199L23 201V202L20 201V203L18 202V206H19V207H18V209H17L16 211H13V210H12V211H9V210H11V209H9V208L11 207V205H8L9 208H6V207H8L7 204H9V203L5 200V197H7V196H9V195H8V194L6 195V193H5L6 191H5V192L3 191V193L0 191V193H2V194H0V197L3 198V200L1 199V201H3V202L5 203V204H4L3 202L0 201L1 204H2V207H0V208H1L0 210L3 211V210H5V209H8V211L6 212V214L4 213L5 211L0 212V215H2V214L4 213V214L1 216V219H2V217H3V220H4L3 223H4V224H3V223L1 224V222H0V225H1V226L3 225L2 227L0 226V233L2 232V234H1L2 236H3L4 233H5V234H6V236H5L6 238H7V233H9V234L12 233V234H10V235L8 234V237H10V238L13 237L12 239L7 238V241H6V239H5L4 236H3L4 238H2V236H0V240H2V242H1V241H0V242H1L3 245H5V247H4L3 249L0 248V249H1V251H0V255H1V256L4 255V256H3L4 258L2 257V260H1V258H0L1 261H3V259H5V258L7 257L6 255L11 254V253H9V252H8V254H6V255L3 254V253H6L7 251H9V249H11V248L8 246V245H10V242H11V247H12L14 250L17 248L16 246L19 245V242H23V240H21L20 236H22V238H24V235H25V233L27 232L26 229L28 230V228H29V225L27 226V222L29 223L28 220H30V214H31L30 212H31V209H32V207H34V206L36 205V204L34 203V206H33V203H31L35 198H32V201H31V200H30L31 198L29 197V196H30L29 194L26 195V193H25V195H26L25 197H26V198L23 196V194H24L23 191H25V189H24L23 191H21V193L23 192V193H22V197H23V198L21 197L20 199H19V198L16 199V198L18 197L19 194H20L19 197L21 196V193H20ZM237 189H238V190L240 189L241 191H240V190L238 191ZM249 189H250V190H249ZM234 190H235V191H234ZM236 190H237V191H236ZM45 191H46V189H45ZM243 191H244V192H243ZM25 192H26V191H25ZM239 192H240V193H239ZM15 193H17V195H16ZM34 193H35V195H33ZM40 193H38V195H39ZM206 193H207V195H208L209 191L207 190ZM4 194H5V195H4ZM12 194H13V196H16V197H15V198L12 197ZM41 194L44 195V189H43V193H41ZM238 194H239V196H238ZM242 194H243V195H242ZM4 196H5V197H4ZM37 197H38V198H43V197H40V195L37 196ZM230 197H231V198H230ZM236 197H237V198H236ZM24 198H25V199H24ZM38 198L35 199V200H40V202H41L42 199H38ZM238 198H239V199H238ZM240 198H241V199H240ZM12 199H13V201H12ZM14 199H16V200L14 201ZM26 199H27V200H26ZM24 200H25V201L30 200L29 203L27 202L28 207L25 205V207H26L27 209H28V208L30 209V210L28 209V211H26L27 209H26L25 207H22V206L24 205V204H23V203H24ZM35 200H34V201H35ZM235 200H237V201L235 202ZM5 201H6V202H5ZM11 201H12V202H11ZM229 201H230V204H229ZM233 201H234V202H233ZM36 202H37V204H38V201H36ZM207 202H208V199H207ZM6 203H7V204H6ZM25 203H26V202H25ZM238 203H239V205H238ZM1 204H0V205H1ZM20 204H21L22 206H21ZM31 204H32V205H31ZM3 205H5L6 207L3 206ZM29 205H31L32 207L30 208ZM228 205H229L230 207H229ZM238 206H240V209H239ZM4 207H5V208H4ZM20 207H22L23 210L19 209ZM257 207H258V208H257ZM24 208H25V210H24ZM208 209H209V210H208ZM20 210H21V212H20ZM227 210H228V211H227ZM18 211H19V212H18ZM22 211H24V212L26 211L27 213H29V214H28L29 216H28L26 213H24V215H23V212H22ZM13 212H14L15 214H14ZM16 212H17V213H16ZM231 212H232V213H231ZM1 213H2V214H1ZM9 214L11 215L10 219L8 218V217L10 216ZM20 214H22L24 217H25V214H26V216L29 217V218L27 217L28 219H26V217L23 218V221H25L26 224H22V225H21V223H24V222L21 221V218H19V220H16V219H18V217H20ZM4 215H6V216L8 215V216L5 217ZM16 215L18 216L17 218H16ZM209 215H210L211 219H210ZM212 215H213V219H214V220L212 219ZM223 215H224V216H223ZM23 216H21V217H23ZM215 216H216V217H215ZM254 216H255V217H254ZM4 217H5L6 219H5ZM13 217H14V218H13ZM207 217H208L209 219H208ZM214 217H215V218H214ZM1 219H0V221H2ZM7 219H9L10 222H9V221H6ZM11 219H12V220H11ZM207 220H208V221H207ZM26 221H27V222H26ZM14 222H15V223H14ZM20 222H21V223H20ZM6 223H7L8 225H9V224H10V225L12 224V225H11V226H13L12 229H11V226H10V225L8 226ZM208 223H209V224H208ZM13 224H14V225H13ZM15 224H16L17 229H16V227H15ZM17 224H20V225H17ZM25 225L27 226V228H26ZM202 225H203V226H202ZM19 226H20V228H21L22 230H21L20 228H19V230H18V227H19ZM23 226L26 228L24 231H23V228H24ZM3 227H4L5 229H6L7 227H9L12 231L9 232V231H8L9 228H7V231H8V232H7V231H5V229H4ZM22 227H23V228H22ZM192 227H197V226H188V227H187L188 229L185 228V229H183V230H181V231H178V232L174 233L173 235H171V237H170L169 239H171V238L173 239V238L175 237L174 239H176V240H180L184 235L193 232V231H191V230L193 229ZM1 228H3L4 231H2ZM190 228H192V229L189 230ZM14 229H15L16 234H15V232H13ZM21 231H22V232H21ZM228 231H229V232H228ZM3 232H4V233H3ZM19 232H20L21 234H22L23 232H25V233H24V235H23V234L21 235V234H18ZM250 233H251V234H250ZM17 234H18V237H19L20 239H19V238L17 239V237H16ZM181 234H182V235H181ZM11 235H13V236L11 237ZM239 235H240V236H239ZM248 235H249V236H248ZM176 236H177V237H176ZM14 237H16V241L18 240V242H16V243H18V244L14 243V244H16L15 246L12 245V242H13V240H14ZM247 237H248V238H247ZM261 238H262V239H261ZM3 240H5L6 242H3ZM11 240H12V241H11ZM243 240H244V241H243ZM8 242H9V243H8ZM14 242H15V240H14ZM1 243H0V246H1ZM205 243H207V244H205ZM7 244H8V245H7ZM20 245H21V243H20ZM242 245H243V246H242ZM6 246L9 247V248H7ZM202 246H203V247H202ZM207 246H208V247H207ZM14 247H16V248H14ZM6 248H7V249H6ZM13 249H11L10 252L13 253ZM179 249H180V252H183V251H184V247H183V246L179 247ZM203 249H204V250H203ZM207 249H208V250H207ZM6 250H7V251H6ZM203 251H204V252H203ZM250 251H251V254H250ZM200 252H201V253H200ZM202 252H203L204 255L202 254ZM201 254H202V255H201ZM213 254H214V255H213ZM243 255H244V256H243ZM1 256H0V257H1ZM245 256H246V257H245ZM202 257H203V258H202ZM248 257H249L250 259H249ZM201 258H202V259H201ZM248 259H249V261H248ZM244 260H245V261H244ZM247 262H246V264H248ZM1 263H2V262H1Z\"/></svg>","mask_w":264,"mask_h":264},{"label":"built area","instance_id":"3","mask_svg":"<svg viewBox=\"0 0 264 264\" xmlns=\"http://www.w3.org/2000/svg\"><path fill=\"white\" fill-rule=\"evenodd\" d=\"M198 144H201L203 147L207 144V141H205V140H202L200 143H198Z\"/></svg>","mask_w":264,"mask_h":264}]
</instances>
